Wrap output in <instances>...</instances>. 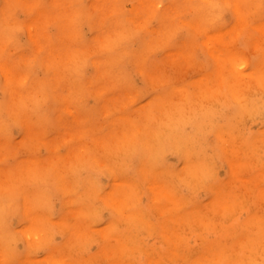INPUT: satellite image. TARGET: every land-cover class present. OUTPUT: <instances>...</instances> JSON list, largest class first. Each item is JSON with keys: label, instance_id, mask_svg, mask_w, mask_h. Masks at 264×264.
<instances>
[{"label": "rangeland", "instance_id": "obj_1", "mask_svg": "<svg viewBox=\"0 0 264 264\" xmlns=\"http://www.w3.org/2000/svg\"><path fill=\"white\" fill-rule=\"evenodd\" d=\"M14 1H17L18 3L20 2V5L16 4V2ZM35 2H36V7L34 8L32 6H35ZM38 3H37V0H0V38L8 42L7 48L4 51L3 56L0 57V105H2V108H0V121H3L5 125L4 138L0 140V153H2V155L7 158L4 164H0L1 166L0 167V183H5L6 185L5 184L4 185L7 186L8 184L13 185V184L19 183V181H23L25 185L26 183L31 182L30 184L28 183L27 184L28 186L26 187L24 183L22 184V186L25 187V189L23 188L22 189L27 194L30 192V194H28L30 200H32V198L34 199L32 200L34 202L31 201L33 203V204L31 203V205L34 207V208L32 207L33 211H31L27 215V217H25L26 221L29 222L33 226L39 227L41 229H47L49 233L50 231L51 233L52 232L59 233L55 237V240L57 241L56 244L44 243V246L40 252L36 254H32L31 256L27 255L25 257L24 256L21 257L20 259L23 261V264L24 262L25 264L26 263L32 264L33 261H34L33 264H36V262L41 263V262L46 261V260L43 261L44 259H47L46 262H49L48 264H53L54 259H57L56 261H59L60 262L59 264H68L69 262H71V264H85V263L103 264L105 262H106L105 264H115V263L118 264V262H115V261H120L119 264H127V263L150 264L151 261H152L151 264H155V263H158V264L160 263L161 264H166V263L168 264H178V263L179 264L181 263L191 264V262L199 260V259L202 260V258H204V260H207V261L209 260L210 262L219 260L222 258L223 259L239 258V259H244V260L255 258L258 260L259 259V255H258L259 247L258 246H259L261 236L262 234H264V219H263L264 215H262L264 214V204H263L264 203V168H263L264 167V151H263L264 150L263 149L264 148V120H261L259 117L256 118L257 120L259 118L258 121L256 119H248L246 116L242 115L244 112H242L241 109L245 111L244 109L246 108L245 107L246 105L243 104V102L245 101V100L243 101V99L245 97H247L246 100H248L247 104L251 105L252 103L254 106H260V105H264V96L263 97L260 96L259 92L258 93L251 92L250 94L248 89L243 88L244 86L249 84L245 82V78L244 77L236 78V76L233 74L240 72L244 66V62H243L244 57L239 55V53L244 52L245 57L248 56L247 55L248 53L250 56V57L248 56L250 58L249 60H251L253 63L259 62V61L264 62L263 61L264 57L261 58L262 55H264V51L263 52L261 51V49L264 48V36H263L264 32L262 33L261 30L259 31V28H258V27H264L262 25L264 24V21L261 20V16L264 14L257 12L252 17L251 27L247 28L248 30L246 28L244 29L241 28L242 33L240 31L241 33L240 34L238 31L241 30L240 27H242L241 26L242 24H245V21L241 18L237 10L229 9L227 12H225L223 19L228 22L225 26L220 25L218 23L215 27L213 28L211 27L207 29L208 31L201 32L196 25V24H199V20H200L198 15L196 14L180 15L179 14L180 10L183 8V5L180 2V0H177L175 4L166 6L167 11H165L163 15H161L160 12L154 13L155 11H154L153 0H146V1L145 0H134V2H128V0H104V1L103 0H38ZM14 4L16 5L14 6ZM29 5H32V6H29ZM10 6L12 7L11 10L9 8ZM26 6L27 7L29 6V8H26ZM30 8H31V11L32 9H34L33 12L29 11ZM176 14H179V15L176 16ZM148 15H151L150 16L151 18L150 17L147 18ZM49 16H51V18L54 17L53 19L55 18L56 19L47 20V18L51 19L49 18ZM240 18L242 19V21ZM181 20L182 21L184 20L183 22L184 24L181 23L182 22ZM189 21L191 22L192 26L196 25V27L194 26L192 28V26H190L191 24H189L190 23ZM240 22L241 23L243 22V23L241 24ZM236 24L238 25V27L240 24L238 31L236 30L239 33L237 38H235L237 36V33L235 32V30L233 29L231 30L232 25L234 27H237ZM182 25L184 26L182 27ZM229 27H231L230 30H228ZM243 27H245V25ZM215 28L216 30H214ZM219 28H221V30ZM173 29L174 31H171ZM232 31H234L235 33H233ZM250 31L253 35V38H252V35H250L251 34ZM227 32L228 33L232 32V33L228 34ZM167 33H169V35H167ZM219 33H221L220 34L221 38L223 36L222 41L221 40L218 41L217 39L219 36L218 35ZM225 34H226V37H225ZM227 34L231 35L232 37L228 36ZM233 34L234 35L236 34L235 37L233 36ZM249 35H250V38H248ZM258 36H259V39L262 38L260 40L261 42H257L259 41ZM230 37L233 40H237L235 41V43H238V44L235 47L239 50H237L236 48H232L231 45L234 43L233 41L230 43L231 45H229L231 47H229L228 45H224L230 41ZM255 37L257 38V40ZM219 39H220V36H219ZM164 40L168 44H166ZM202 40L203 42L207 43L208 46L205 43H203ZM223 40L225 41L227 40L226 43L220 44L221 42H224ZM213 41L214 43L218 41L217 45L220 44L219 47L223 46L221 50L217 45L214 44L215 47L217 46L219 48L221 53L217 47L216 48L214 47L215 48L214 50L216 51L210 50L211 49L210 46H212L211 43L213 44ZM259 43L261 44L258 47ZM197 45L198 47H195ZM251 46L252 48L253 47L254 48L251 49L250 51ZM100 47L102 48L100 49ZM206 47H208L209 51H212L213 53L219 52L217 53L218 56L214 53L217 56V58L212 52L211 53L214 56L211 54L210 56L209 55L210 52L207 51L208 49L206 50ZM225 47H227L226 50H228L229 52L225 50ZM194 48H197V49H194ZM212 49H213V46H212ZM231 49H235L239 51V52L236 51L238 55L234 53V56H233V52H235V50H231ZM99 50H102V51H99ZM177 50L179 51L180 55L178 54V52H176ZM241 50H243V52ZM224 51L228 52L229 55L227 53L228 59H224L222 61L223 57L226 58V52ZM230 51H233V52H230ZM143 52H144L143 54L144 56H142ZM187 52L189 54L191 53L190 55L193 56L192 62L194 61V64H192L191 60L189 59L185 60L187 57V54H186V57H183L184 54ZM223 52L224 54H222ZM174 53H175V56L179 55L178 56L179 59L177 58L174 59V56H173ZM230 53H232V55ZM189 54H188V57H189ZM219 54L221 55V57ZM191 56H190V59H191ZM232 56L234 59H232ZM144 57H146L147 59L146 58L144 59ZM172 57L175 61L172 60ZM214 57H215V60H213ZM168 60H170L171 62ZM180 60L182 61L179 62ZM96 61H99L100 63ZM201 61L202 63L201 64L199 63L201 67L199 65L198 68H201V69L204 68L203 73L200 72L196 74L197 72L196 65H198L197 63ZM220 61H222V63ZM166 62L167 64L169 63L171 66L169 64L167 65ZM175 63L177 64L179 63V64L175 65ZM182 64L184 66V67L182 66L183 68H185V66L186 68L190 66V69L192 70L188 69L190 71H187V69L185 70L181 69ZM239 64L241 65L239 66ZM155 65L157 67H155ZM174 65L179 68L173 67ZM202 65L205 67H203ZM216 67H219V69ZM201 69H199V71H201ZM6 71H8L9 75H4V74H8L6 73ZM12 72L14 73L12 74ZM54 72L56 73L54 74ZM148 72L149 74H147ZM181 72L182 73L185 72L186 74L183 73L182 75ZM205 72H206V75H205ZM209 72L210 73L212 72V73L210 74ZM153 73L155 76L152 75ZM171 74H173L174 76H172ZM174 77H175V80L176 79L178 80V78L181 79L178 81L176 80V83L178 82L177 85L175 83ZM184 77L186 78L188 77L189 79H186ZM12 78L14 79L15 83L13 82ZM17 78L18 80H16ZM156 78L158 79L155 80ZM161 78L164 80V82L166 80V82L164 83ZM194 78L196 79L197 82L192 80ZM6 79L9 80V82L10 80H12L14 84L12 82H10L9 84ZM237 79H240L242 81L237 80ZM150 80H153L152 81L153 83H151ZM189 80H192L194 82H191ZM199 80L201 81V84ZM236 80H237V83H236ZM20 81H22V83ZM156 81L159 86L155 83ZM256 81H259L258 78ZM16 82L17 83L20 82V83H18L17 85ZM161 82L163 84H161ZM6 83L7 85H5ZM167 83L171 85L169 86ZM218 83L220 85L222 83V86L217 85ZM227 83L230 85H228ZM239 83L240 85L241 84L244 85V86L241 85V89H244L245 91L240 89ZM256 83L251 82V84H256ZM156 85L158 88H156ZM160 85L162 86L166 85V86L162 87ZM200 85L201 87L203 86L205 88V89L203 87L201 88L202 91L204 89L203 93H201L202 91H200L201 90ZM5 86H8V87H5ZM11 86H13L14 88ZM246 88H249V86H247ZM193 89L196 90V92ZM198 90L200 91V93L197 92ZM239 91H241L242 95L244 94L246 96L243 95L244 97L242 101L237 104V103H234L237 101V98L235 97V95H237L238 97ZM164 92L165 93L167 92V93L165 94ZM193 92L195 94H193ZM236 92H238V94H234ZM161 94L164 96H162ZM199 94L200 96H198ZM133 95H134V98L138 97L136 101L132 98L135 103L132 102V100L130 101L131 99L130 97H133ZM167 95L168 96L170 95V96L167 98ZM233 95L235 98H233L234 100L232 101L231 98L233 97ZM252 95L254 96L256 95L257 97L255 96L254 98ZM162 97H165V99L164 98L163 100L160 99ZM185 97L186 99L184 101ZM171 98L172 100H174V102L170 101ZM209 98L211 101L209 100ZM126 99L132 102L131 105L130 103L128 104L130 106L126 104L128 106L127 109L126 107L124 108L125 102H123V100L125 101ZM150 99L152 100L150 101ZM240 99L238 98V102L240 101ZM128 100H126L127 103L129 102ZM164 100H168L166 101L168 105L164 103L165 102ZM259 100L261 102H259ZM118 101L120 105L116 104ZM161 101L163 103L162 105H165V108L169 107L168 108L169 110L166 109L167 110L166 113H164V107H162ZM169 101L173 104H170ZM150 102L152 103L148 105ZM184 102L185 103L187 102V103L185 104ZM176 103H181V104L183 103V105L180 104L179 106H177ZM113 104L115 106L116 105L118 106L115 107ZM239 104L241 105L240 107H239ZM175 106L177 109H179L180 106L181 108L177 110ZM119 107H121L122 109ZM104 108L105 110H107V112L104 110ZM123 108L127 111H124ZM144 108L146 109V112L144 111L145 110ZM147 108H149V110ZM172 108H174V110ZM108 111H112V112H108ZM162 111L164 114L162 113ZM105 112L106 114H103ZM107 113L108 114L113 113V114L108 115ZM13 114L14 115L17 114V115L14 116ZM130 114L132 117L130 116ZM174 114H177L176 118L175 116H173ZM134 115H135V118H134ZM147 115H150L148 116L149 117L148 119H147ZM155 116H157L156 117L157 119L155 118ZM128 117L134 118V121L132 122V119L130 120ZM242 117L244 120L246 119V121L245 123H244V120L242 121V127L238 129V131L240 130L239 131L240 134H237V131H234V129H237L238 125L241 124ZM165 118L167 119L166 121H164ZM81 120L83 121V123L85 122V124H83ZM123 120H125V122ZM128 120L129 122H126ZM235 120L237 121V123ZM251 120L253 121L251 122ZM121 121H122V124L120 125L119 123H121ZM131 122L132 123L137 122V124L134 125ZM138 122H142V123H138ZM97 123L101 126H99ZM130 123L134 125L133 128H130L132 126ZM126 124L129 127H127ZM142 124L144 126H142ZM156 124L157 125L159 124V125L157 126ZM140 125L141 127L139 128ZM153 126L155 127L157 126L158 128L157 127L155 128ZM172 126H175L176 128L175 127L173 128ZM101 127H102V130H101L102 132L99 131ZM111 127H114L113 130L111 129ZM137 129L139 130L141 129L140 130L141 132H139V130L137 131ZM152 129L153 131L154 130L160 131L161 135L159 136L158 134L159 132H157L156 135L154 133L155 137L156 136L158 137V138H155L153 135ZM73 130L74 131L77 130V131L74 132ZM110 130H111V133L108 132ZM131 130H133L131 133L132 135L133 133L134 135L136 133L135 136L137 140L135 137L133 138V136L129 133ZM37 131L38 132L40 131L42 135L39 134L40 132L38 133ZM58 132L59 133L61 132V134H58ZM117 133L119 134V136H121L120 139H122L121 141L119 140L116 141V144H118V146L120 145L119 146L120 149L122 147V145L120 144L122 143V141L124 144V140L126 143L134 139L133 141L135 145L134 144L132 145L133 141L132 143L131 141L129 142L131 143L129 144V146L127 143L124 144V147H122L123 150L121 149L122 152H120L122 155H120L119 153L120 149L117 147V145L116 146L114 145L115 140H116L115 137L117 136ZM125 133L128 136L130 135L129 136L130 139L129 137L122 138V135ZM242 133L243 135L244 134L246 135L243 136ZM103 134L107 136L105 137ZM109 134L111 135V137ZM112 135H115V136L113 137ZM77 136H78V139H77ZM79 136L81 137V139ZM138 137H140L141 139ZM226 137H229V138H226ZM54 138H55V141H54ZM103 138L105 139L106 142H104ZM238 138H240V140H238ZM71 140H75V142ZM79 140L82 142H79ZM91 140L95 142L93 143L95 144L97 148L100 147V146L98 147V145H101L100 144L101 143L100 140H101L102 141L101 147L103 145L105 146L104 149L102 148L103 152L102 151L99 152L100 148L98 150L93 145ZM111 140L112 142L113 141L114 142L113 143L110 142ZM69 141H71L72 145L70 144ZM149 141L152 143L148 144ZM153 141L159 142L160 146L162 147V152L159 149H154L152 147ZM224 141L226 143H224ZM65 142L67 143L65 144ZM96 142L97 144L98 143L99 144L96 145ZM137 142H139V145ZM107 144L109 145L107 146ZM87 145L88 147L89 146L92 147V148L89 147L90 152H88L87 148H84V146L87 147ZM150 145L152 149L149 147ZM231 145H233L232 149H231ZM106 146L109 148L106 149ZM115 147L117 148L113 152L112 150H114ZM146 147L148 148L146 149ZM198 147H200L201 149ZM219 147H221V149ZM234 147H237L238 149ZM76 148L78 149L76 150ZM128 148H130V151ZM227 148L229 150V153L228 151H226ZM68 150L70 152H68ZM78 150H80L81 152ZM117 150L119 154L117 153ZM128 151L130 152V154L126 155V153H129ZM209 151L213 153H210ZM223 151H225L226 153ZM231 151L233 152V154ZM73 152L75 154H72ZM82 153L86 154L87 156L86 155L85 156L87 159L89 158V160L84 159L85 156H83ZM112 153H114L115 155H113ZM97 154L101 158H98ZM72 155H75V156L77 155L78 157H80L79 161H77L78 159L77 156H76L77 158L76 157L73 158ZM152 155H153V158L150 157ZM81 156L83 157L84 160L81 158ZM211 156L212 158H210L209 160V157ZM231 156H232V159H231ZM68 157H69V161L71 162L72 160L73 162L74 161L79 162V164H77L76 162V164L79 167V168L76 167V170L77 171L79 170L78 172L75 170L76 174H75V171L73 170L75 169L74 166H77L76 164H74L75 162L73 163L74 165L70 163V164L63 166V164L67 162L69 163V161L67 160ZM45 158L47 161L45 160ZM54 158L55 160L57 159V161H54ZM91 159L93 160V162L94 161L95 162L93 163ZM106 159H107V162H106ZM31 160H32V163H31ZM143 160H144V163H141L143 162ZM153 160L159 161V163L155 167H152ZM214 160L217 163L214 162ZM52 161L54 163L51 164ZM63 161L65 162L63 163ZM85 162H86V165H85ZM110 162L112 164H109ZM210 162H212L213 164ZM40 163H43V164L40 165ZM48 163H50L51 166ZM218 163H220V165ZM16 164L18 166H16ZM31 164L32 166L34 165L35 167H32ZM44 164L46 166H44ZM47 164L53 170H51V168L48 170L45 169V167L47 168ZM91 164L93 167H91ZM95 164L99 166H96ZM183 164H186V165H183ZM214 164L216 165L218 164L217 166L219 167L217 168L219 169H215L216 165ZM79 165L82 167H80ZM204 165L206 166L205 168H204ZM23 166L25 168H23ZM41 166L43 167V170L45 169L47 172L44 170L45 172L44 173ZM94 166H96V168H94ZM198 166L199 167L201 166L200 167L201 169ZM100 167L103 169L105 168L104 171L100 170L101 169ZM9 168H11V170ZM20 168L21 169L23 168L25 170L22 169L23 172H21L22 170ZM29 168H30L31 173L29 171ZM31 168L32 170L37 169V171L36 172L35 170L32 171ZM54 168L56 169L54 170ZM82 168L83 170H80ZM59 169L62 170L63 173L65 172L64 169H66V173L63 174L62 171L60 172ZM67 169L70 170L69 172L70 174L67 172ZM178 169L179 171H176ZM49 170L51 171V173ZM113 170H115V172ZM52 171L54 173H52ZM109 171H110V174H109ZM11 172L14 176L11 174ZM28 172L29 174H27ZM37 172L38 174L41 172V174L38 175L36 174ZM57 172L59 173L60 176L58 175ZM138 172L140 174H138ZM180 172L184 175H182ZM200 172H202L203 176L200 174ZM113 173H114V176H113ZM119 173L121 174V176ZM42 174H43L44 180L41 178ZM73 174L75 176H73ZM29 175L31 178L28 179ZM35 175L39 179H37ZM163 175H164L165 184H163L164 182L163 177L162 178L160 177ZM22 176L24 177L22 178ZM118 176L119 178H121L123 182L118 178ZM16 177L18 178L16 179ZM204 177L205 179L206 177H208L207 179H209L211 183L206 179V182H208V184L204 183L203 185V183L200 182L201 181L200 178L203 180L202 182H205ZM210 177L214 178L215 180L213 179L211 180ZM55 178L57 179V181L55 180ZM94 178L96 179V181ZM125 178L126 180H128L126 181L127 183L125 182ZM134 179H135V182L133 181ZM174 179L175 180L177 179V180L175 181ZM77 180L80 182L79 185L77 183L78 182ZM138 180L140 181L138 182ZM5 181L6 182L8 181V182L6 183ZM115 181L116 183H114ZM132 181L133 183H131ZM167 181H170L169 182L170 186L168 185V183H166ZM242 181L246 183L244 182L242 183ZM117 182L121 184L116 185ZM158 182L159 184H157ZM172 182L174 185H172ZM259 182L263 184L260 183L259 185ZM32 183L33 185L31 186ZM153 183L155 184L154 188H158V189L153 188L154 186ZM247 183L248 185L246 186ZM101 184H103L104 186ZM60 185H61V188H60ZM136 185L137 187H140V188H137ZM148 185L150 186V188L152 187L151 190ZM193 185L196 187H194ZM222 185H224V187H222ZM197 186L198 188H201V190L196 189ZM213 186L215 187V189L213 188ZM96 187L101 190L100 191L101 194L100 193L97 194L98 192L96 191H99V190H97ZM115 187L116 189H114ZM252 187L254 189H252ZM66 188L67 190L64 192V189ZM127 188L129 190H127ZM175 188L177 189L175 190ZM61 189H63L62 190L63 193ZM69 190L71 192L72 190L74 191L70 193ZM170 190H172V192ZM166 191L167 193H165ZM139 192H141V195ZM168 192L172 193L173 196L172 194H169ZM43 194L44 196H42ZM75 194L76 195L79 194V195L76 196ZM96 194L98 196H96ZM256 195H257V198H256ZM45 196L51 199L52 204H54L57 209H60L61 204H63V208L55 213L46 212L45 209L49 207V200ZM156 196L162 197V198L161 197L159 198V201L160 199L162 200V203L160 202L161 203L160 206L159 205L157 206V204H159L158 203L159 201L155 200L157 199ZM74 197L75 199H73ZM260 197L263 200L260 199ZM104 200L106 202H104ZM112 201L117 202L118 204L121 203L119 205L121 210L119 209V206H117L118 204H114ZM191 201H192V204H191ZM244 201H246V203ZM260 201L262 204H260ZM89 202L90 204H88ZM98 202L99 203L101 202L104 205L106 211L105 210L102 212L98 211L97 210L98 207H96L97 209H95L94 206L98 205ZM152 202H155L156 204ZM37 203L40 204V206L41 205L43 206L40 207ZM69 204L70 206H68ZM78 204H80L81 206L79 205L78 207ZM107 205H109V207ZM182 205H184V207ZM193 205H195L196 207ZM122 206H125V207L128 206L130 207V209H126L128 207L121 208ZM180 206L181 208H179ZM124 209L126 210L124 211ZM219 209L222 211L221 213ZM115 211H116V214H115ZM155 211L159 213V216H157L158 214L156 215ZM139 213L143 215L141 216V214ZM47 214H50V215L47 216ZM79 214H80V217L78 216ZM68 215H69V218L67 217ZM97 215L98 217H96ZM121 215L124 217H122ZM148 215H150V217ZM231 215L233 217H231ZM51 216H53L52 219H50ZM76 216H77V219H76ZM81 217H83V219ZM88 217H90V219H86ZM44 219H46L45 220L46 222L44 221ZM49 219L50 221H48ZM66 219L67 221L68 220L69 221L67 222ZM95 219H96V222H95ZM142 219H144L145 221ZM222 219L224 220L223 223H222ZM36 220L37 222L35 223ZM113 220H114V223H113ZM225 220L229 222H226ZM137 221L138 223H136ZM97 222L99 224H97ZM182 222L183 224H181ZM57 223L61 227L63 225L65 230L67 229L66 233L64 232L65 230L63 229V227L62 228L58 227L59 225H57ZM115 223H117L118 225ZM225 223H227L228 225ZM107 224H109L110 226H108ZM148 224L151 225L152 228L149 227ZM196 224H198L199 226ZM49 225L50 226L52 225V226L49 227ZM114 226L118 229L117 232L112 231L109 234H107L109 230L111 231ZM97 228L98 230H96ZM226 228L227 230H225ZM18 230H19L18 218L16 216H9L7 220V226L4 230L6 239L9 243L12 244V246L15 249L23 250L25 247V243H27V240L25 242H15L12 240L13 234L15 233V231H18ZM126 230L129 232H127ZM131 230L134 232H132ZM148 233L149 235H147ZM29 234H31L33 238L39 235V233L37 234L35 232L33 233L28 232L27 235ZM35 234L36 236H33ZM98 234H101V235H98ZM143 234H146V235H143ZM177 238H180V239L178 240ZM80 239L84 243L83 242L81 243ZM87 239H88V242H87ZM181 239L183 241H181ZM168 240L171 242V245ZM70 241H71V244H70ZM126 241H127L128 246L126 247V249H123L126 246V244L125 246H121V247L120 245H124ZM68 243L71 246L66 247ZM73 243L74 245H76L74 249H73ZM169 245H170V248H169ZM173 246L177 247V249L179 250L181 249L182 252L180 251L179 253V250L177 251L176 248H174ZM131 248H137L139 249V251L136 252L134 256L126 254L127 251L129 252L128 249H131ZM119 249H121V252ZM112 251H114L115 254ZM173 251H174V254L178 253V254H175L178 258H175V255L172 254ZM207 251L211 255L207 253ZM163 252L164 254H162ZM227 253L229 256L227 255ZM237 253L239 254V256H236ZM80 254H85V256L82 255L80 258ZM110 254L112 255V257L110 256ZM119 254L122 255L120 256V259L118 256ZM171 255L174 256V259L172 258ZM105 256L107 257L104 258ZM183 256H184V259H183ZM42 257H46V258H42ZM108 257H111V260ZM130 257L132 258L130 259ZM60 258L64 262H62ZM107 258L109 259L108 261H106ZM112 258L114 259L115 263L112 262L113 261ZM166 259L168 260L165 263L164 261ZM178 259L179 261L180 260L181 261L179 262ZM93 261L94 263H92ZM122 261L124 262L122 263ZM157 261H160V262H157Z\"/></svg>", "mask_w": 264, "mask_h": 264}, {"label": "clouds", "instance_id": "obj_2", "mask_svg": "<svg viewBox=\"0 0 264 264\" xmlns=\"http://www.w3.org/2000/svg\"><path fill=\"white\" fill-rule=\"evenodd\" d=\"M128 2H134V0H128ZM177 0H153L154 11L160 12L161 15L167 11L166 6L175 4ZM183 8L180 10V15H191L196 14L199 16V24L197 25L200 31H207L208 28L215 27L218 23L220 25H226L228 22L223 19L225 12L229 9H235L239 12L241 18L245 21V28L251 27L252 17L260 12L264 14V0H180ZM261 20L264 21V15L261 16ZM7 43L2 38H0V57L3 56L4 51L7 48ZM264 51V48L261 49ZM244 57V66L239 73H236V78L244 77L245 82L249 83V92H259L261 96H264V62H255L247 59L244 53H240ZM258 77L259 84L258 87L251 84V81L256 80ZM245 99V111L243 116L248 119H256L259 117L264 120V105L254 106L247 104ZM2 108V105H0ZM243 117L241 119V124L238 125L237 134H240L238 129L242 127ZM5 125L3 121H0V140L4 138ZM152 147L154 149H159L162 152V147L158 141H153ZM7 158L0 153V164H4ZM159 161L153 160L152 166L155 167ZM21 181L19 183L5 186L0 183V264H23L20 259L23 256L32 255L40 252L44 246L47 244H56V235L59 233L52 232L49 233L46 229H41L39 227L31 225L26 221L25 217L33 211L30 198L28 194L22 189ZM98 211L106 210L102 203L97 205ZM63 208V204L60 205V209H57L54 204H52L51 199L49 200V207L45 209L46 212L55 213ZM9 216H16L18 218L19 230L16 231L12 240L15 242H25V247L23 250L15 249L11 243H9L5 236V228L7 226V220ZM118 229L114 226L112 231H117ZM29 231L39 233L38 236L33 238L28 236ZM100 235V234H98ZM259 259H219L215 261L207 260H196L191 262V264H264V234H262L259 242ZM75 245H73V249ZM139 249L131 248L128 254L134 256ZM255 251V250H253ZM236 256H239L237 253ZM41 264H48V262H41ZM71 264V262H69Z\"/></svg>", "mask_w": 264, "mask_h": 264}, {"label": "bare ground", "instance_id": "obj_3", "mask_svg": "<svg viewBox=\"0 0 264 264\" xmlns=\"http://www.w3.org/2000/svg\"><path fill=\"white\" fill-rule=\"evenodd\" d=\"M103 1H104V0H103ZM145 1H146V0H145ZM14 2H16V4H19V5H20V2H19V3H18L17 1H14ZM40 2H41V1H40ZM50 2H51V1H50ZM37 3H38V0H37ZM62 3H63V2H62ZM71 3H72V1H71ZM16 4H14V6H15ZM38 4H39V3H38ZM53 4H55V3H53ZM56 4H58V3H56ZM151 4H152V2H151ZM153 4H154V3H153ZM26 5H27V4H26ZM33 5H34V3H33ZM70 5H71V4H70ZM7 6H8V5H7ZM21 6H22V5H21ZM29 6H32V5H29ZM29 6H28V7L26 6V8H29ZM93 6H94V5H93ZM32 7H34V8L36 7V2H35V6H32ZM32 7H31V8H32ZM9 8H10V10H11L12 7L10 6ZM31 8H30V10H29V9H28V10L31 11ZM149 8H150V7H149ZM174 9H175V8H174ZM33 10H34V9H32L31 12H33ZM60 12H61V11H60ZM154 13H156V12H154ZM61 14H62V13H61ZM152 14H153V13H152ZM177 15H179V14H176V16H177ZM5 16H6V15H5ZM8 16H9V15H8ZM61 16H62V15H61ZM61 16H60V17H61ZM70 16H72V15H70ZM150 16H151V15H148L147 18L150 17ZM152 16H153V15H152ZM54 17H55V15H54ZM54 17H53V18H54ZM236 17H237V15H236ZM8 18H9V17H8ZM49 18H51V16H49ZM53 18H51V19H48V18H47V20H55V19H56V18H55V19H53ZM57 18H58V17H57ZM150 18H151V17H150ZM60 19H61V18H60ZM240 19H241V18H240ZM240 19H239V20H240ZM256 19H257V18H256ZM64 21H65V20H64ZM181 21H182V20H181ZM241 21H242V19H241ZM256 21H257V20H256ZM44 22H45V21H44ZM55 22H56V21H55ZM183 22H184V20H183L181 23L184 24ZM186 22H187V21H186ZM186 22H185V23H186ZM189 22H190V21H189ZM61 23H62V22H61ZM61 23H60V24H61ZM67 23H68V22H67ZM187 23H188V22H187ZM235 23H236V22H235ZM237 23H238V22H237ZM240 23H241V22H240ZM242 23H243V22H242ZM242 23H241V24H242ZM189 24H191V22H190ZM194 24H196V23H194ZM233 24H234V23H233ZM259 24H260V22H259ZM185 25H186V24H185ZM196 25H198V24H196ZM196 25H193V26H192V24H191L190 26H192V28H193L194 26L196 27ZM244 25H245V24H242V25H241L242 27H240V24H239L240 29H241V28L244 29V28H245V27H243ZM262 25L264 26V24H262ZM262 25H261V26H262ZM64 26H65V25H64ZM183 26H184V25H182V27H183ZM224 26H225V25H224ZM236 26H237V27H234V26L232 25V28L229 27V29H228V30H230V28H231V30H232V29L235 30V32L237 33V36H236V37H235L236 34H235V35L233 34V36H234L235 38L238 37V34L240 33V31H241V33H242V29L238 31V28H239V27H238L237 24H236ZM145 27H146V26H145ZM220 27H221V26H220ZM233 27H234L235 29H234ZM212 28H213V27H212ZM221 28H222V27H221ZM221 28H219V29L221 30ZM258 28H259V31L261 30L262 33L264 32V30H263L264 27H258ZM258 28H256V29H258ZM176 29H177V28H176ZM176 29H175V30H176ZM196 29H197V28H196ZM208 29H209V28H208ZM225 29H227V28H225ZM191 30H192V29H191ZM197 30H198V29H197ZM211 30H212V29H211ZM214 30H216V28H215ZM236 30H237L239 33H238ZM247 30H248V29H247ZM171 31H174V29L171 30ZM207 31H208V30H207ZM222 31H223V30H222ZM222 31H220V32H222ZM164 32H165V31H164ZM191 32H192V31H191ZM196 32H197V31H196ZM201 32H202V31H201ZM225 32H226V31H225ZM225 32H223V33H225ZM232 32L235 33L234 31H232ZM232 32H229V33H232ZM254 32H255V31H254ZM261 32H260V33H261ZM192 33H193V32H192ZM204 33H205V32H204ZM227 33H228V32H227ZM229 33H228V34H229ZM241 33H240V34H241ZM250 33H251V31H250ZM34 34H35V33H34ZM195 34H196V33H195ZM195 34H194V35H195ZM200 34H201V33H200ZM220 34H221V33L218 34V35L220 36V39H219V36L217 35V36H218V38H217L218 41H220V40L222 41V39H223V36H222V38H221V35H220ZM228 34H227V35H228ZM248 34H249V33H248ZM263 34H264V33H263ZM163 35H164V33H163ZM167 35H169V33H167ZM167 35H166V37H167ZM250 35H252V33H251ZM250 35H249L248 38H250ZM259 35H260V34H259ZM228 36H231V35H228ZM263 36H264V35H263ZM263 36H262V37H263ZM160 37H161V36H160ZM225 37H226V34H225ZM231 37H232V36H231ZM231 37H230V41H229V42L226 43L227 40H226V41L223 40L224 42H221L220 44H222V43H226V44H224V45H228V46H229V45H231L230 43L233 41L234 43H233L231 46H232V48H236L235 46H237L238 43H235V41H237V40H233V39H231ZM227 38H228V37H227ZM252 38H253V35H252ZM255 38H256V37H255ZM104 39H105V38H104ZM166 39H167V38H166ZM258 39H259V36H258ZM261 39H262V38H260L259 41H257V42H261V41H260ZM102 40H103V39H102ZM251 40H252V39H251ZM256 40H257V38H256ZM153 41H154V40H153ZM218 41H216V43H214V41H213V44L211 43V45L213 46V49H212V46H210V48H211L210 50H214L217 46H218V47L220 46V44L217 45ZM252 41H253V40H252ZM164 42H166V41L164 40ZM183 42H185V41H183ZM202 42H203V40H202ZM206 42H207V40H206ZM209 42H210V41H209ZM257 42H256V43H257ZM50 43H51V42H50ZM159 43H160V41H159ZM162 43H163V42H162ZM203 43H205V42H203ZM249 43H250V41H249ZM253 43H255V42H253ZM253 43H252V44H253ZM104 44H106V43H104ZM104 44H103V45H104ZM107 44H108V43H107ZM112 44H113V43H112ZM166 44H168V43L166 42ZM205 44L207 45V43H205ZM214 44L217 45V46L215 47ZM234 44H235V45H234ZM252 44H250V45H252ZM260 44H261V43L258 44V47H259ZM190 45H191V44H190ZM190 45H189V46H190ZM195 45H196V44H195ZM206 45H205V46H206ZM184 46H185V45H184ZM184 46H183V47H184ZM207 46H208V45H207ZM231 46H229V47H231ZM233 46H234V47H233ZM253 46H254V45H253ZM193 47H194V46H193ZM195 47H198V45L195 46ZM214 47H215V48H214ZM218 47H217V48H218ZM222 47H223V46H222ZM222 47H219V48L222 50ZM255 47H256V46H255ZM101 48H102V47H100V49H101ZM106 48H107V47H106ZM110 48H111V47H110ZM166 48H167V47H166ZM204 48H205V47H204ZM219 48H218V50H219ZM253 48H254V47H253ZM253 48H252V46H251L250 51H251V49H253ZM163 49H164V48H163ZM186 49H187V48H186ZM194 49H197V48H194ZM207 49H208V47H206V50H207ZM226 49H227V47H225V50H226ZM228 49H229V48H228ZM236 49H237V48H236ZM102 50H103V49H102ZM102 50H99V51H102ZM105 50H106V49H105ZM166 50H168V49H166ZM180 50H181V49H180ZM184 50H185V49H184ZM184 50H182V51H184ZM231 50H235V49H231ZM237 50H239V49H237ZM237 50H235V52H233V51H230V52H233V56H234V53H235L236 55H238V53H236ZM51 51H52V50H51ZM106 51H107V50H106ZM142 51H143V50H142ZM168 51H170V50H168ZM191 51H192V50H191ZM193 51H194V50H193ZM207 51H209V49H208ZM214 51H216V50H214ZM219 51H220V50H219ZM226 51H228V50H226ZM226 51H224V52H226ZM241 51L243 52V50H241ZM255 51H256V50H255ZM176 52H178V54H179V51H178V50H177ZM209 52H210L209 55H210V54L213 55V54L215 53V52L213 53L212 51H209ZM211 52H212L213 54H212ZM224 52H223L222 54H224ZM228 52H229V51H228ZM228 52H226V58L223 57V55H222V57H223V59L221 58L222 61H223L224 59H228V57H227V56L229 55ZM237 52H239V51H237ZM245 52H246V50H245ZM262 52H263V51H262ZM181 53H182V52H181ZM183 53H184V52H183ZM192 53H193V52H192ZM217 53H219V52H216V53H215V54L218 56ZM220 53H221V51H220ZM227 53H228V55H227ZM243 53H244V52H243ZM249 53H250V52H249ZM257 53H258V52H257ZM95 54H96V53H95ZM143 54H144V52L142 53V56H144ZM186 54H187V57H186ZM188 54H189L188 52L185 53L183 57H186L185 60H188V59H189V60H191V62H192V59H193L192 57H193V56H191V55H190L191 53H190V54H189V57H188ZM215 54H214V55H215ZM230 54L232 55V53H230ZM244 54H245V53H244ZM179 55H180V54H179ZM179 55L175 56V53H174V55H173V56H174V59H176V58L179 59V58H178ZM211 55H210V56H211ZM214 55H213V56H214ZM216 55H215V56H216ZM219 55H220V54H219ZM239 55H240V53H239ZM247 55L249 56L248 53H247ZM247 55H246V56H247ZM255 55H256V54H255ZM261 55H262V54H261ZM181 56H182V54H181ZM190 56H191V59H190ZM213 56H212V57H213ZM217 56H216V58H217ZM224 56H225V55H224ZM233 56H232V59H234ZM248 56H247L246 58L250 59V58H249L250 56H249V57H248ZM170 57H171V56H170ZM220 57H221V55H220ZM239 57H240V56H239ZM263 57H264V55H262L261 58H263ZM145 58H146V57H144V59H145ZM235 58H236V57H235ZM115 59H116V58H115ZM144 59H143V60H144ZM146 59H147V58H146ZM174 59H173V57H172V60H173V61H175ZM183 59H184V58H183ZM183 59H182V60H183ZM221 59H220V60H221ZM229 59H230V58H229ZM236 59H237V58H236ZM263 59H264V58H263ZM112 60H113V59H112ZM170 60H171V59H170ZM170 60H168V61H170ZM182 60H180L179 62H181ZM213 60H215V57H214ZM145 61H147V60H145ZM168 61H167V62H168ZM217 61H218V60H217ZM222 61H220V62L222 63ZM226 61H227V60H226ZM231 61H232V60H231ZM261 61H262V60H261ZM263 61H264V60H263ZM7 62H8V61H7ZM96 62H99V61H96ZM167 62H166V64H167ZM170 62H171V61H170ZM233 62H234V61H233ZM236 62H238V61H236ZM236 62H235V63H236ZM243 62H244V61H243ZM259 62H260V61H259ZM93 63H94V62H93ZM99 63H100V62H99ZM143 63H144V62H143ZM196 63H197V62H196ZM199 63L201 64L202 61L197 63V64H198V65H196L197 67L194 65V66L198 69V70L196 69L197 72L195 71L196 74H197V73H200V72L203 73V70H204L203 67H205V66L202 65V66H203V67H202L203 69L198 68V66L200 65ZM216 63H217V62H216ZM231 63H232V62H231ZM97 64H98V63H97ZM168 64H169V63H168ZM168 64H167V65H168ZM173 64H174V62H173ZM176 64H177V63H175V65H176ZM178 64H179V63H178ZM178 64H177V65H178ZM185 64H186V63H185ZM185 64H184V65H185ZM188 64H189V63H188ZM192 64H194V61L192 62ZM203 64H204V63H203ZM2 65H3V64H2ZM46 65H47V64H46ZM169 65H170V64H169ZM175 65H174L173 67L176 68L177 66H175ZM189 65H190V64H189ZM217 65H218V64H217ZM219 65H220V63H219ZM219 65H218V66H219ZM235 65H237V64H235ZM240 65H241V64H239V66H240ZM10 66H11V65H10ZM142 66H143V65H142ZM170 66H171V65H170ZM182 66H183V64L181 65V69H184V70L187 69V71L192 70V69H190V66H188L189 68H188V67L186 68V66H185V68H183L184 66H183V67H182ZM194 66H193V67H194ZM214 66H215V65H214ZM239 66H238V67H239ZM5 67H6V65H5ZM11 67H12V66H11ZM155 67H157V66L155 65ZM158 67H159V66H158ZM173 67H172V68H173ZM195 67H194V68H195ZM200 67H201V65H200ZM166 68H167V66H166ZM177 68H179V67H177ZM194 68H193V70H194ZM216 68L219 69V67H216ZM220 68H221V66H220ZM241 68H242V66H241ZM7 69H8V68H7ZM61 69H62V68H61ZM141 69H142V68H141ZM188 69H190V70H188ZM199 69H201V71H199ZM231 69H233V68H231ZM5 70H6V69H5ZM10 70H11V69H10ZM10 70H9V71H10ZM143 70H144V69H143ZM174 70H176V69H174ZM229 70H230V69H229ZM11 71H12V70H11ZM61 71H62V70H61ZM141 71H142V70H141ZM154 71H156V70H154ZM215 71H216V70H215ZM230 71H231V70H230ZM237 71H238V69H237ZM65 72H66V71H65ZM145 72H146V71H145ZM145 72H144V73H145ZM165 72H166V71H165ZM213 72H214V71H213ZM217 72H218V71H217ZM6 73H8V71H6ZM13 73H14V72H12V74H13ZM18 73H19V72H18ZM55 73H56V72H54V74H55ZM181 73H182V72H181ZM183 73H185V72H183ZM183 73H182V75H183ZM207 73H208V72H207ZM209 73H210V72H209ZM211 73H212V72H211ZM211 73H210V74H211ZM215 73H216V72H215ZM235 73H236V72H235ZM238 73H239V72H238ZM10 74H11V73H10ZM142 74H143V73H142ZM147 74H149V72H148ZM167 74H168V73H167ZM185 74H186V73H185ZM187 74H188V72H187ZM4 75H9V73H8V74H4ZM152 75H154V73H153ZM152 75H151V76H152ZM171 75L174 76L173 74H171ZM205 75H206V72H205ZM215 75H216V74H215ZM217 75H218V73H217ZM233 75H235V74H233ZM15 76H17V75H15ZM151 76H150V78H151ZM154 76H155V75H154ZM175 76H176V75H175ZM184 76H186V75H184ZM156 77H157V76H156ZM165 77H166V75H165ZM203 77H204V76H203ZM234 77H235V76H234ZM5 78H7V77H5ZM15 78H16V77H15ZM159 78H160V77H159ZM163 78H164V77H163ZM184 78H186V77H184ZM190 78H192V77H190ZM257 78H258V77H257ZM12 79H13V78H12ZM20 79H21V78H20ZM148 79H149V78H148ZM157 79H158V78H156L155 80H157ZM161 79H162V78H161ZM186 79H189V78L187 77ZM197 79H198V78H197ZM223 79H224V78H223ZM6 80H7V79H6ZM16 80H18V78H17ZM162 80H163V79H162ZM167 80H168V79H167ZM174 80H175V77H174ZM176 80H177V79H176ZM176 80H175V83H176ZM178 80H181V79L178 78ZM178 80H177V81H178ZM192 80L196 81L195 78L192 79ZM192 80H189V81L194 82V81H192ZM237 80H240V79H237ZM237 80H236V83H237ZM256 80H257V79H256ZM256 80H254V81H256ZM258 80H259V79H258ZM24 81H25V79H24ZM150 81H151V83H153V82H152L153 80H150ZM182 81H183V79H182ZM201 81H202V79H201ZM201 81L199 80L200 84H201ZM240 81H242V80H240ZM254 81H251V82H252V83H256V82L258 83V82H259V81H256V82H254ZM7 82L10 84V82H12V80H10V82H9V80H7ZM13 82H14V79H13ZM13 82H12V83H13ZM20 82L22 83V81H20ZM20 82H18V83H20ZM158 82H159V81H158ZM163 82H164V80H163ZM165 82H166V80H165ZM165 82H164V83H165ZM196 82H197V81H196ZM218 82H219V81H218ZM228 82H229V80H228ZM238 82H239V81H238ZM251 82H250V83H251ZM14 83H15V82H14ZM14 83H13V84H14ZM16 83H17V82H16ZM18 83H17V85H18ZM155 83L157 84V81H156ZM177 83H178V82H177ZM177 83H176V85H177ZM180 83H181V82H180ZM183 83H184V82H183ZM202 83H203V81H202ZM242 83H243V82H242ZM257 83H256V84H253V85H256V86H257V85L259 84V83H258V84H257ZM161 84H163V83L161 82ZM167 84H168V83H167ZM186 84H187V83H186ZM227 84H228V83H227ZM244 84H245V83H244ZM247 84H248V83H247ZM5 85H7V83H6ZM11 85H12V84H11ZM157 85H158V84H157ZM157 85H156V88H158ZM168 85L170 86L171 84H168ZM189 85H190V84H189ZM202 85H203V84H202ZM217 85H220V84L218 83ZM228 85H230V84H228ZM241 85L244 86L243 84H241ZM241 85H240V83H239L240 89H241ZM154 86H155V85H154ZM158 86H159V85H158ZM160 86H162V85H160ZM163 86H166V85H163ZM163 86H162V87H163ZM174 86H175V85H174ZM183 86H184V85H183ZM220 86H222V83H221ZM247 86H249V84L246 85V86H244L243 88H244V89H249V88H246ZM5 87H8V86H5ZM11 87H13V86H11ZM187 87H188V86H187ZM202 87H203V86H202ZM202 87H201V85H200V89H201ZM230 87H231V86H230ZM13 88H14V87H13ZM84 88H85V87H84ZM153 88H155V87H153ZM203 88H204V87H203ZM7 89H9V88H7ZM11 89H12V88H11ZM17 89H18V88H17ZM204 89H205V88H204ZM204 89H203V91H204ZM244 89H241V90H244ZM13 90H14V89H13ZM177 90H178V89H177ZM193 90H194V89H193ZM238 90H239V88H238ZM159 91H160V90H159ZM170 91H171V90H170ZM194 91L196 92V90H194ZM200 91H202V89H201ZM200 91L198 90L197 92L200 93ZM203 91H202L201 93H203ZM244 91H245V90H244ZM152 92H153V91H152ZM171 92H172V91H171ZM184 92H185V91H184ZM190 92H191V91H190ZM246 92H248V91H246ZM164 93H165V92H164ZM166 93H167V92H166ZM166 93H165V94H166ZM240 93H241V91H239V94H238V92L234 93V94H238V97H237V95H235V97L237 98V101L235 100L236 102H234V103H237V104L240 103V102L242 101L243 97L246 96V95H244V94H243V95H244V96H243L242 93H241V94H240ZM257 93H258V92H257ZM136 94H137V93H136ZM158 94H159V93H158ZM193 94H195V93L193 92ZM208 94H209V93H208ZM250 94H251V92H250ZM101 95H102V94H101ZM134 95H135V94H134ZM134 95H133V97H130V98H131L130 101L132 100V102H134V100L136 101L137 98H138V97H137V98L135 97V98H136V99H135V98H134ZM161 95H162V94H161ZM170 95H171V94H170ZM170 95H169V96H170ZM204 95H205V94H204ZM239 95H241V96H239ZM248 95H249V94H248ZM256 95H257V94H256ZM256 95H255V96H256ZM105 96H106V95H105ZM162 96H164V95H162ZM169 96L167 95V98H168ZM188 96H189V94H188ZM195 96H197V95H195ZM198 96H200V94H199ZM202 96H203V95H202ZM252 96L255 98L254 95H252ZM252 96H251V97H252ZM260 96H261V95H260ZM183 97H184V96H183ZM235 97H234V95H233V97L231 98L232 101L234 100L233 98H235ZM256 97H257V96H256ZM262 97H263V96H262ZM21 98H23V97H21ZM132 98H133L134 100H133ZM151 98H152V97H151ZM153 98H154V97H153ZM163 98L165 99V97H162V98H160V99L163 100ZM187 98H189V97H187ZM197 98H198V97H197ZM219 98H220V97H219ZM238 98H239V99L241 98L239 102H238ZM246 98H247V97H246ZM258 98H259V97H258ZM106 99H107V98H106ZM106 99H104V100H106ZM185 99H186V97L184 98V101H185ZM195 99H196V97H195ZM206 99H207V98H206ZM206 99H205V101H206ZM231 99H230V100H231ZM107 100H108V99H107ZM126 100H128V99H126ZM126 100H125V101L123 100V102H125V106H124V108L126 107V109H127V107L130 106V105L132 104V102H130V101L128 100L129 102L127 103ZM151 100H152V99H150V101H151ZM168 100H169V99H168ZM168 100H164V101H165L164 103H166V101H168ZM203 100H204V98H203ZM209 100H210V98H209ZM244 100H245V99H243V101H244ZM249 100H250V99H249ZM156 101H158V100H156ZM170 101H173V102H174V100H172V98H171ZM170 101H169V102H170ZM190 101H191V100H190ZM210 101H211V100H210ZM247 101H248V100H247ZM169 102H168V103H169ZM203 102H204V101H203ZM254 102H255V101H254ZM254 102H253V103H254ZM259 102H261V101L259 100ZM105 103H106V102H105ZM129 103H130V105H128ZM134 103H135V102H134ZM151 103H152V102H150L148 105H150ZM159 103H160V101H159ZM159 103H157V104H159ZM184 103H185V102H184ZM186 103H187V102H186ZM186 103H185V104H186ZM200 103H202V102H200ZM205 103H206V102H205ZM214 103H216V102H214ZM110 104H111V102H110ZM110 104H109V105H110ZM116 104H119V101H118ZM121 104H122V102H121ZM126 104H127L128 106H127ZM162 104H163V103H162V101H161V105H162ZM170 104H173V103L170 102ZM176 104H177V106H179L181 103H176ZM188 104H189V103H188ZM191 104H192V103H191ZM211 104H212V103H211ZM243 104H245V101L243 102ZM104 105H105V104H104ZM113 105H114V104H113ZM119 105H120V104H119ZM133 105H134V104H133ZM133 105H132V106H133ZM166 105H168V104L166 103ZM181 105H183V103H182ZM225 105H226V104H225ZM251 105H253V104L251 103ZM106 106H107V105H106ZM114 106H115V105H114ZM116 106H118V105H116ZM116 106H115V107H116ZM173 106H174V105H173ZM192 106H193V105H192ZM214 106H215V105H214ZM227 106H228V105H227ZM229 106H230V105H229ZM240 106H241V105L239 104V107H240ZM112 107H113V106H112ZM112 107H111V108H112ZM121 107H122V105H121ZM121 107H119V108H121ZM162 107H164V113H166V111L169 110V109H168L169 107L166 106L167 108H165V105H162ZM171 107H172V106H171ZM199 107H200V106H199ZM242 107H243V106H242ZM245 107H246V106H245ZM105 108H107V107H105ZM105 108H104V110H105ZM108 108H110V107H108ZM124 108H123V109H124ZM160 108H161V107H160ZM175 108H176V106H175ZM180 108H181V106L179 107V109H180ZM210 108H211V107H210ZM224 108H225V107H224ZM121 109H122V108H121ZM144 109H145V108H144ZM147 109L149 110V108H147ZM155 109H156V108H155ZM166 109H167V110H166ZM172 109L174 110V108H172ZM172 109H170V110H172ZM176 109H177V108H176ZM179 109H177V110H179ZM225 109H226V108H225ZM240 109H241V108H240ZM131 110H132V109H131ZM131 110H129V111H131ZM133 110H134V109H133ZM156 110H157V109H156ZM156 110H155V111H156ZM244 110H245V109H244ZM105 111L107 112V110H105ZM124 111H127V110L124 109ZM144 111L146 112V109H145ZM150 111H151V110H150ZM153 111H154V109H153ZM160 111H161V110H160ZM241 111L244 112L242 109H241ZM103 112H104V111H103ZM106 112L103 113V114H106ZM108 112H112V111H108ZM136 112H137V111H136ZM115 113H116V112H115ZM128 113H129V112H128ZM143 113H144V112H143ZM162 113H163V111H162ZM164 113H163V114H164ZM171 113H172V112H171ZM173 113H174V112H173ZM175 113H177V112H175ZM6 114H7V113H6ZM107 114H108V113H107ZM109 114H113V113H109ZM109 114H108V115H109ZM117 114H118V113H117ZM117 114H116V115H117ZM136 114H138V113H136ZM136 114H135V115H136ZM141 114H142V113H141ZM147 114H148V113H147ZM159 114H160V113H159ZM186 114H187V113H186ZM13 115H14V114H13ZM16 115H17V114H16ZM16 115H14V116H16ZM108 115H107V116H108ZM124 115H125V114H124ZM135 115H134V118H135ZM153 115H154V114H153ZM176 115H177V114H174L173 116H175V118H176ZM178 115H179V114H178ZM242 115H243V114H242ZM60 116H61V115H60ZM126 116H127V115H126ZM130 116H131V114H130ZM148 116H150V115H147V119L149 118ZM169 116H170V115H169ZM169 116H168V117H169ZM173 116H172V117H173ZM183 116H184V115H183ZM112 117H113V116H112ZM119 117H120V116H119ZM131 117H132V116H131ZM136 117H137V116H136ZM156 117H157V116H155V118H156ZM128 118H129V117H128ZM128 118H127V119H128ZM134 118H129V119H130V120L132 119V122H133V121H134ZM155 118H154V119H155ZM175 118H174V119H175ZM181 118H182V117H181ZM185 118H186V117H185ZM188 118H189V117H188ZM188 118H187V119H188ZM224 118H225V117H224ZM108 119H109V118H108ZM114 119H115V118H114ZM120 119H121V118H120ZM124 119H125V118H124ZM147 119H146V120H147ZM156 119H157V118H156ZM191 119H192V118H191ZM226 119H227V118H226ZM239 119H240V118H239ZM87 120H88V119H87ZM87 120H86V121H87ZM111 120H112V119H111ZM121 120H122V119H121ZM166 120H167V119L165 118L164 121H166ZM175 120H176V119H175ZM188 120H189V119H188ZM243 120H244V119H243ZM256 120H257V119H256ZM258 120H259V118H258ZM258 120H257V121H258ZM74 121H75V120H74ZM81 121H82V120H81ZM81 121H80V122H81ZM109 121H110V120H109ZM118 121H120V120H118ZM123 121L125 122V120H123ZM148 121H150V120H148ZM160 121H161V120H160ZM162 121H163V119H162ZM185 121H186V120H185ZM235 121H236V120H235ZM245 121H246V119L244 120V123H245ZM252 121H253V120H251V122H252ZM257 121H256V122H257ZM110 122H111V121H110ZM113 122H114V121H113ZM113 122H112V124H113ZM126 122H129V120L126 121ZM132 122H131V123H132ZM145 122H146V121H145ZM233 122H234V121H233ZM82 123H83V121H82ZM105 123H106V121H105ZM131 123H130V124H131ZM138 123H142V122H138ZM143 123H144V122H143ZM155 123H156V122H155ZM168 123H169V121H168ZM168 123H167V125H168ZM228 123H229V122H228ZM236 123H237V121H236ZM259 123H260V122H259ZM80 124H81V123H80ZM83 124H85V122H84ZM97 124H98V123H97ZM119 124L121 125V124H122V121H121V123H119ZM132 124L135 125V124H137V122H136V123H132ZM132 124H131V125H132ZM98 125H99V124H98ZM126 125H127V124H126ZM134 125H132L130 128H133ZM151 125H152V124H151ZM156 125H157V124H156ZM158 125H159V124H158ZM158 125H157V126H158ZM164 125H165V123H164ZM172 125H173V124H172ZM258 125H259V124H258ZM88 126H89V125H88ZM99 126H101V125H99ZM102 126H103V125H102ZM142 126H144V125L142 124ZM157 126H156V127H157ZM162 126H163V125H162ZM169 126H170V125H169ZM95 127H96V126H95ZM109 127H110V125H109ZM127 127H129V126L127 125ZM140 127H141V125L139 126V128H140ZM153 127H155V126H153ZM156 127H155V128H156ZM166 127H168V126H166ZM172 127L174 128L175 126H172ZM40 128H41V127H40ZM61 128H62V127H61ZM63 128H64V127H63ZM66 128H67V127H66ZM69 128H70V127H69ZM113 128H114V127H111L112 130H113ZM116 128H117V127H116ZM116 128H115V130H116ZM135 128H137V127H135ZM151 128H152V126H151ZM151 128H150V130H151ZM157 128H158V127H157ZM169 128H170V127H169ZM173 128H172V129H173ZM175 128H176V127H175ZM216 128H217V127H216ZM43 129H44V128H43ZM109 129H110V128H109ZM141 129H142V128H141ZM141 129H140V130H141ZM160 129H161V127H160ZM167 129H168V128H167ZM189 129H190V128H189ZM251 129H252V128H251ZM101 130H102V127H101V129H100L99 131H101ZM138 130H139V129H137V131H138ZM140 130H139V132H141ZM150 130H149V131H150ZM164 130H165V129H164ZM168 130H169V129H168ZM192 130H193V129H192ZM73 131H74V130H73ZM75 131H77V130H75ZM75 131H74V132H75ZM94 131H95V130H94ZM132 131H133V130H131L130 132L128 131V132L131 134ZM154 131H156V132H154ZM154 131H153V129H152L153 135H154V133H155V135H156L157 132H159V133H158L159 136L161 135V134H160V131H157V130H154ZM239 131H240V130H239ZM241 131H242V130H241ZM37 132H38V131H37ZM39 132H40V131H39ZM39 132H38V133H39ZM50 132H51V131H50ZM101 132H102V131H101ZM108 132L111 133V130L108 131ZM114 132H115V131H114ZM114 132H113V133H114ZM116 132H118V131H116ZM139 132H138V133H139ZM145 132H146V131H145ZM152 132H151V133H152ZM161 132H162V131H161ZM163 132H164V131H163ZM165 132H166V131H165ZM232 132H233V131H232ZM249 132H250V131H249ZM96 133H97V132H96ZM129 133H128V134H129ZM235 133H236V132H235ZM243 133H245V132H243ZM243 133H242V135H243ZM39 134H41V132H40ZM58 134H61V132H60V133L58 132ZM105 134H106V133H105ZM261 134H262V133H261ZM41 135H42V134H41ZM103 135H104V134H103ZM109 135H110V134H109ZM121 135H122V134H121ZM124 135H125V136H124ZM131 135H132V134H131ZM135 135H136V133H135ZM135 135H134V133H133V135H132L133 138H134V137L136 138ZM155 135H154V137H155ZM165 135H166V133H165ZM233 135H234V134H233ZM244 135H246V134H244ZM244 135H243V136H244ZM247 135H248V134H247ZM104 136L106 137L107 135H104ZM112 136L114 137L115 135H112ZM117 136H118V137H117ZM117 136L115 137L116 140H115V144H114V145H115V146L117 145V147L120 149V147H119L120 145L118 146V144H116V141H117V140L121 141L122 139H120L121 136H119L118 133H117ZM129 136H130V135H129ZM129 136L126 135V133H125V134L122 135V138H126V137L128 138ZM220 136H221V135H220ZM38 137H39V136H38ZM38 137H37V138H38ZM79 137H80V136H79ZM105 137H104V138H105ZM110 137H111V135H110ZM110 137H109V138H110ZM147 137H148V135H147ZM164 137H165V136H164ZM171 137H173V136H171ZM176 137H177V136H176ZM200 137H201V136H200ZM200 137H199V138H200ZM222 137H223V136H222ZM104 138H103V139H104ZM117 138H119V139H117ZM138 138H140V137H138ZM150 138H151V137H150ZM155 138H158V137L156 136ZM201 138H202V137H201ZM226 138H229V137H226ZM241 138H242V137H241ZM252 138H253V137H252ZM77 139H78V136H77ZM80 139H81V137H80ZM106 139H107V138H106ZM129 139H130V137H129ZM140 139H141V138H140ZM164 139H165V138H164ZM217 139H218V138H217ZM94 140H95V139H94ZM101 140H102V139H101ZM101 140H100V142H101L100 144L102 145V141H101ZM107 140H108V139H107ZM109 140H110V139H109ZM133 140H134V139H132V141H133ZM136 140H137V138H136ZM170 140H171V139H170ZM172 140H173V138H172ZM172 140H171V141H172ZM234 140H236V139H234ZM238 140H240V138H238ZM54 141H55V138H54ZM71 141L75 142V140H71ZM71 141H69L70 144H71ZM91 141H92V143L94 142L93 140H91ZM119 141H118V142H119ZM127 141H128V140H127ZM130 141H131V140H130ZM130 141L126 142V143L128 144V146H129V144L132 143V141H131V143H129ZM163 141H165V140H163ZM167 141H169V140H167ZM231 141H232V140H231ZM243 141H244V140H243ZM79 142H82V141L79 140ZM104 142H106L105 139H104ZM110 142H112V140H111ZM110 142H108V143H110ZM113 142H114V141H113ZM113 142H112V143H113ZM135 142H136V141H135ZM139 142H140V141H139ZM139 142H137L138 145H139ZM143 142H144V141H143ZM161 142H162V141H161ZM221 142H222V141H221ZM256 142H257V141H256ZM262 142H263V141H262ZM66 143H67V142H65V144H66ZM89 143H91V142H89ZM89 143H88V144H89ZM94 143H95V142H94ZM94 143H93V145L95 146ZM119 143H120V142H119ZM126 143H125V140H124V144H126ZM150 143H152V142L149 141L148 144H150ZM163 143H164V142H163ZM177 143H178V142H177ZM194 143H195V142H194ZM224 143H226V142L224 141ZM229 143H230V142H229ZM254 143H255V142H254ZM257 143H258V142H257ZM52 144H54V143H52ZM68 144H69V143H68ZM70 144H69V145H70ZM84 144H85V143H84ZM98 144H99V143H98ZM98 144H97V142H96V145H98ZM120 144L122 145V147H124L123 141H122V143H120ZM133 144H134V141H133L132 145H133ZM142 144H143V143H142ZM166 144H167V143H166ZM230 144H231V143H230ZM4 145H5V144H4ZM49 145H50V144H49ZM71 145H72V144H71ZM101 145H98V147L100 146V147H99L100 150H99V148H97V147L95 146V147L99 150V152L102 151V148H103V149L105 148L104 145H103L102 147H101ZM105 145H106V143H105ZM108 145H109V144H107V146H108ZM110 145H111V144H110ZM114 145H112V146H114ZM134 145H135V144H134ZM140 145H141V143H140ZM222 145H223V144H222ZM242 145H244V144H242ZM253 145H254V144H253ZM94 146H93V148H94ZM107 146H106V149L109 148V147H107ZM130 146H131V145H130ZM147 146H148V145H147ZM194 146H195V145H194ZM226 146H227V145H226ZM232 146H233V145H231V149H232ZM43 147H44V146H43ZM50 147H51V146H50ZM54 147H55V146H54ZM89 147H90V146H89ZM89 147H88V145H87V147L84 146V148H87L88 152H90ZM117 147H115L114 150H112V151L114 152L115 149H116ZM122 147H121V149H122ZM125 147H126V146H125ZM141 147H142V146H141ZM149 147L151 148V145H150ZM189 147H190V146H189ZM192 147H193V146H192ZM195 147H196V146H195ZM201 147H202V146H201ZM237 147H238V146H237ZM237 147H234V148H237ZM248 147H250V146H248ZM90 148H92V147H90ZM112 148H113V147H112ZM112 148H111V149H112ZM130 148H131V147H130ZM130 148H128L129 151H130ZM133 148H134V147H133ZM135 148H136V147H135ZM147 148H148V147H146V149H147ZM150 148H149V150H150ZM198 148H200V147H198ZM219 148L221 149V147H219ZM223 148H224V147H223ZM244 148H245V147H244ZM68 149H69V147H68ZM73 149H74V148H73ZM73 149H72V150H73ZM77 149H78V148H76V150H77ZM121 149H120L119 153L122 152L123 149H122V150H121ZM151 149H152V148H151ZM200 149H201V148H200ZM237 149H238V148H237ZM263 149H264V148H263ZM52 150H53V149H52ZM56 150H57V149H56ZM70 150H71V149H70ZM124 150H125V149H124ZM132 150H133V149H132ZM53 151H54V150H53ZM78 151H80V150H78ZM85 151H86V150H85ZM85 151H84V152H85ZM110 151H111V150H110ZM129 151H128V152H129ZM184 151H186V150H184ZM226 151H228V153H229L228 148H227ZM263 151H264V150H263ZM68 152H70V151L68 150ZM80 152H81V151H80ZM86 152H87V151H86ZM86 152H85V153H86ZM92 152H93V151H92ZM94 152H95V151H94ZM102 152H103V151H102ZM105 152H106V150H105ZM108 152H109V151H108ZM132 152H133V151H132ZM175 152H176V151H175ZM209 152H210V151H209ZM223 152H225V151H223ZM231 152H232V151H231ZM242 152H243V151H242ZM39 153H40V152H39ZM51 153H53V152H51ZM117 153H118V150H117ZM117 153H116V154H117ZM119 153H118V154H119ZM176 153H177V152H176ZM210 153H213V152H210ZM215 153H216V152H215ZM217 153H218V152H217ZM225 153H226V152H225ZM54 154H55V152H54ZM72 154H75V153L73 152ZM78 154H79V153H78ZM78 154H77V155H78ZM82 154H83V156H85L87 153H86V154L82 153ZM95 154H96V153H95ZM112 154L115 155L114 153H112ZM127 154H130V152H129V153H126V155H127ZM177 154H178V153H177ZM182 154H183V153H182ZM182 154H181V156H182ZM193 154H194V153H193ZM201 154H202V153H201ZM232 154H233V152H232ZM232 154H230V155H232ZM239 154H240V153H239ZM14 155H15V154H14ZM77 155H76V156H77ZM97 155H98V154H97ZM100 155H101V154H100ZM113 155H112V156H113ZM120 155H122V154L120 153ZM141 155H142V153H141ZM207 155H208V154H207ZM209 155H210V154H209ZM216 155H217V154H216ZM216 155H215V156H216ZM228 155H229V154H228ZM254 155H255V154H254ZM53 156H54V155H53ZM76 156H75V155H72L73 158H75ZM86 156H87V155H86ZM86 156L84 157V159H87ZM117 156H118V155H117ZM123 156H125V155H123ZM144 156H145V154H144ZM189 156H190V154H189ZM192 156H193V155H192ZM212 156H213V155H212ZM212 156L209 157V160H210V158H212ZM8 157H9V155H8ZM31 157H32V156H31ZM49 157H50V156H49ZM70 157H71V156H70ZM77 157H78V156H77ZM77 157H76V158H77ZM106 157H107V156H106ZM118 157H119V156H118ZM120 157H122V156H120ZM150 157L153 158V155L150 156ZM161 157H162V156H161ZM161 157H160V158H161ZM205 157H206V156H205ZM226 157H227V156H226ZM229 157H230V156H229ZM16 158H17V157H16ZM32 158H33V157H32ZM47 158H48V157H47ZM79 158H80V157H78L77 161H79ZM81 158L83 159L82 156H81ZM98 158H101V157H99V155H98ZM104 158H105V157H104ZM146 158H147V157H146ZM164 158H165V157H164ZM179 158H180V157H179ZM191 158H192V157H191ZM193 158H194V157H193ZM213 158H214V157H213ZM220 158H221V157H220ZM260 158H261V156H260ZM262 158H263V157H262ZM43 159H44V158H43ZM49 159H50V158H49ZM59 159H60V158H59ZM70 159H72V158H70ZM84 159H83V160H84ZM102 159H103V158H102ZM116 159H117V158H116ZM188 159H189V158H188ZM194 159H195V158H194ZM194 159H193V160H194ZM207 159H208V158H207ZM231 159H232V156H231ZM45 160H46V158H45ZM50 160H51V159H50ZM67 160L69 161V157H68ZM67 160H65V161H67ZM75 160H76V159H75ZM83 160H82V161H83ZM87 160H89V158H88ZM91 160H92V159H91ZM110 160H111V159H110ZM122 160H123V159H122ZM189 160H190V159H189ZM261 160H263V159H261ZM20 161H21V160H20ZM33 161H34V159H33ZM46 161H47V160H46ZM54 161H57V159L55 160V158H54ZM65 161H63V163H64ZM77 161H74L75 163L73 162V160H72V162L69 161V163L67 162V163L63 164V166H65V165H67V164H70V163H72V164H73V163L76 164ZM100 161H101V159H100ZM148 161H149V160H148ZM196 161H197V160H196ZM211 161H213V160H211ZM227 161H228V160H227ZM41 162H42V160H41ZM90 162H91V161H90ZM92 162H93V160H92ZM94 162H95V161H94ZM94 162H93V163H94ZM98 162H99V161H98ZM98 162H96V163H98ZM103 162H104V161H103ZM103 162H102V163H103ZM106 162H107V159H106ZM106 162H105V164H106ZM184 162H185V161H184ZM187 162H188V161H187ZM190 162H191V161H190ZM201 162H202V161H201ZM214 162H216V161L214 160ZM254 162H255V161H254ZM254 162H252V163H254ZM258 162H259V161H258ZM22 163H23V162H22ZM22 163H21V164H22ZM31 163H32V160H31ZM35 163H36V161H35ZM43 163H44V162H43ZM43 163H40V165H42ZM52 163H54V162L52 161L51 164H52ZM55 163H56V162H55ZM81 163H82V162H81ZM122 163H124V162H122ZM127 163H128V161H127ZM141 163H144V160H143V162H141ZM204 163H205V162H204ZM210 163H212V162H210ZM216 163H217V162H216ZM223 163H224V162H223ZM252 163H251V164H252ZM256 163H257V162H256ZM14 164H15V163H14ZM33 164H34V163H33ZM37 164H38V163H37ZM45 164H46V163H45ZM45 164H44V166H46ZM48 164L50 165V163H48ZM48 164H47V168L45 167V169H47V170L51 168V167L48 166ZM72 164H71V165H72ZM74 164H73V165H74ZM77 164H79V162H77ZM77 164H76V165H77ZM100 164H101V163H100ZM103 164H104V163H103ZM109 164H112V163L110 162ZM125 164H126V163H125ZM148 164H149V163H148ZM212 164H213V163H212ZM218 164L220 165V163H218ZM218 164H217V165H218ZM247 164H248V163H247ZM56 165H58V164H56ZM85 165H86V162H85ZM93 165H94V164H93ZM95 165H96V164H95ZM120 165H121V164H120ZM149 165H150V164H149ZM149 165H147V166H149ZM183 165H186V164H183ZM188 165H189V164H188ZM190 165H191V164H190ZM206 165H207V164H206ZM214 165H216V164H214ZM214 165H213V166H214ZM217 165L215 166V169H219V168H217V167H219V166H217ZM224 165H225V164H224ZM226 165H227V164H226ZM16 166H18V165L16 164ZM27 166H28V164H27ZM29 166H30V165H29ZM31 166H32V164H31ZM31 166H30V167H31ZM50 166H51V165H50ZM79 166H80V165H79ZM88 166H90V165H88ZM96 166H99V165H96ZM96 166H94V168H96ZM100 166H101V165H100ZM102 166H103V165H102ZM106 166H107V165H106ZM133 166H134V165H133ZM222 166H223V165H222ZM0 167H1V166H0ZM32 167H35V166L33 165ZM76 167L79 168L78 165H77V166H74V168H75V169H73L74 171L76 170ZM80 167H82V166H80ZM91 167H93L92 164H91ZM103 167H104V166H103ZM108 167H109V166H108ZM112 167H113V166H112ZM121 167H122V166H121ZM152 167H153V166H152ZM160 167H161V166H160ZM185 167H186V166H185ZM198 167H199V166H198ZM200 167H201V166H200ZM200 167H199V168H200ZM205 167H206V166L204 165V168H205ZM23 168H25V167L23 166ZM23 168H22V169H23ZM41 168H42V170H43V167H42V166H41ZM58 168H60V167H58ZM68 168H69V167H68ZM72 168H73V166H72ZM85 168H86V167H85ZM100 168H101V167H100ZM135 168H136V167H135ZM141 168H142V167H141ZM166 168H167V167H166ZM178 168H179V167H178ZM181 168H182V167H181ZM193 168H194V167H193ZM213 168H214V167H213ZM263 168H264V167H263ZM9 169L11 170V168H9ZM9 169H8V170H9ZM14 169H16V168H14ZM20 169H21V168H20ZM20 169H19V170H20ZM22 169H21V170H22ZM38 169H39V168H38ZM45 169H44V170H45ZM55 169H56V168H54V170H55ZM104 169H105V168H104ZM104 169L101 168L100 170L104 171ZM110 169H111V168H110ZM112 169H113V168H112ZM114 169H116V168H114ZM125 169H126V168H125ZM153 169H154V168H153ZM168 169H169V168H168ZM179 169H180V168H179ZM179 169L176 170V171H179ZM200 169H201V168H200ZM23 170H25V169H23ZM23 170H22L21 172H23ZM31 170H32V168H31ZM34 170H35V169H33L32 171H34ZM40 170H41V169H40ZM44 170H43V172H44ZM51 170H53V169L51 168ZM59 170H60V169H59ZM59 170H58V171H59ZM70 170H71V168H70ZM70 170L67 169V172L69 173ZM73 170H72V171H73ZM80 170H83V168L80 169ZM86 170H87V169H86ZM89 170H90V169H89ZM93 170H94V169H93ZM107 170H108V169H107ZM192 170H193V169H192ZM198 170H199V169H198ZM204 170H205V169H204ZM235 170H236V169H235ZM235 170H234V171H235ZM237 170H238V169H237ZM244 170H246V169H244ZM248 170H249V169H248ZM251 170H252V169H251ZM27 171H28V170H27ZM27 171H25V172H27ZM29 171H30V168H29ZM36 171H37V169L35 170V172H36ZM45 171H46V170H45ZM49 171H50V170H49ZM61 171H62V170H60V172H61ZM64 171H65L64 173H66V169H64ZM72 171H71V173H72ZM76 171H77V170H76ZM76 171H75V174H76ZM78 171H79V170H78ZM78 171H77V172H78ZM113 171L115 172V170H113ZM116 171H117V170H116ZM118 171H119V170H118ZM135 171H136V170H135ZM141 171H142V170H141ZM145 171H146V170H145ZM155 171H156V170H155ZM162 171H163V170H162ZM171 171H172V169H171ZM182 171H184V170H182ZM190 171H191V170H190ZM200 171H201V170H200ZM208 171H209V170H208ZM242 171H243V170H242ZM38 172H39V170H38ZM38 172H37L36 174H38ZM46 172H47V171H46ZM107 172H108V171H107ZM111 172H112V171H111ZM128 172H129V171H128ZM147 172H148V171H147ZM147 172H146V173H147ZM168 172H170V171H168ZM168 172H167V173H168ZM185 172H186V171H185ZM217 172H218V171H217ZM30 173H31V171H30ZM33 173H34V172H33ZM44 173H45V172H44ZM50 173H51V171H50ZM52 173H54V172L52 171ZM57 173H58V172H57ZM62 173H63V171H62ZM64 173H63V174H64ZM104 173H105V172H104ZM146 173H145V174H146ZM163 173H164V172H163ZM180 173H181V172H180ZM195 173H196V172H195ZM215 173H216V171H215ZM218 173H219V172H218ZM244 173H245V172H244ZM11 174H12V172H11ZM27 174H29V172H28ZM39 174H41V172H40ZM39 174H38V175H39ZM69 174H70V173H69ZM78 174H79V173H78ZM82 174H83V173H82ZM101 174H102V173H101ZM106 174H107V173H106ZM109 174H110V171H109ZM111 174H112V173H111ZM119 174H120V173H119ZM119 174H118V175H119ZM124 174H125V173H124ZM127 174H128V173H127ZM131 174H132V173H131ZM135 174H136V172H135ZM138 174H140V173L138 172ZM181 174H182V173H181ZM181 174H180V175H181ZM187 174H188V173H187ZM191 174H192V173H191ZM200 174L202 175V172H200ZM213 174H214V173H213ZM12 175H13V174H12ZM23 175H24V174H23ZM48 175H49V174H48ZM58 175H59V173H58ZM65 175H66V174H65ZM71 175H72V174H71ZM83 175H84V174H83ZM86 175H87V174H86ZM92 175H93V174H92ZM125 175H126V174H125ZM132 175H133V174H132ZM143 175H144V174H143ZM182 175H184V174H182ZM198 175H199V174H198ZM215 175H216V174H215ZM13 176H14V175H13ZM16 176H18V175H16ZM33 176H34V175H33ZM41 176H42L41 178L43 179V178H44V177H43V174H42ZM44 176H45V175H44ZM59 176H60V175H59ZM73 176H75V175L73 174ZM90 176H91V175H90ZM93 176H94V175H93ZM111 176H112V175H111ZM113 176H114V173H113ZM116 176H117V174H116ZM116 176H115V177H116ZM120 176H121V174H120ZM165 176H166V175H165ZM178 176H179V175H178ZM185 176H186V175H185ZM193 176H194V174H193ZM195 176H196V175H195ZM199 176H200V175H199ZM202 176H203V175H202ZM20 177H21V176H20ZM23 177H24V176H22V178H23ZM35 177L37 178L36 175H35ZM46 177H47V176H46ZM54 177H55V176H54ZM79 177H80V176H79ZM91 177H92V176H91ZM160 177H161V178L163 177V181H164V182H163V181H162V182H163V184H165L164 175H163V176H160ZM180 177H181V176H180ZM200 177H201V176H200ZM211 177H212V176H211ZM211 177H210V178H211ZM213 177H214V176H213ZM235 177H237V176H235ZM240 177H241V176H240ZM12 178H13V177H12ZM17 178H18V177H16V179H17ZM29 178H31L30 175H29L28 179H29ZM32 178H33V177H32ZM47 178H48V177H47ZM52 178H53V176H52ZM59 178H61V177H59ZM59 178H58V179H59ZM68 178H69V177H68ZM97 178H98V177H97ZM118 178H119V176H118ZM130 178H131V177H130ZM141 178H142V177H141ZM150 178H151V177H150ZM153 178H154V177H153ZM155 178H156V177H155ZM157 178H159V177H157ZM165 178H166V177H165ZM182 178H183V177H182ZM202 178H203V177H202ZM207 178H208V177H206V179H207ZM26 179H27V178H26ZM37 179H39V178H37ZM81 179H82V178H81ZM89 179H91V178H89ZM94 179H95V178H94ZM99 179H100V178H99ZM119 179L121 180V178H119ZM123 179H124V177H123ZM135 179H136V178H135ZM135 179L133 180L134 182H135ZM204 179H205V177H204ZM206 179H205V182H202L203 180L200 178V180H201L200 182L203 183V185H204V183H205V184H206V183L208 184V182H206ZM212 179L215 180L214 178H211V180H212ZM31 180H32V179H31ZM40 180H41V179H40ZM40 180H39V181H40ZM43 180H44V179H43ZM55 180L57 181L56 178H55ZM74 180H75V179H74ZM78 180H79V178H78ZM78 180H77V181H78ZM167 180H168V179H167ZM174 180H175V179H174ZM174 180H173V181H174ZM176 180H177V179H176ZM176 180H175V181H176ZM179 180H180V179H179ZM207 180L209 181V179H207ZM235 180H236V179H235ZM260 180H261V179H260ZM260 180H259V181H260ZM27 181H28V180H27ZM33 181H34V180H33ZM62 181H63V180H62ZM66 181H67V180H66ZM84 181H85V180H84ZM95 181H96V179H95ZM116 181H117V180H116ZM116 181H115L114 183H116ZM121 181H122V180H121ZM126 181H128V180H126V178H125V182H126ZM133 181H132L131 183H133ZM139 181H140V180H138V182H139ZM180 181H181V180H180ZM188 181H189V180H188ZM193 181H194V179H193ZM223 181H224V180H223ZM5 182H6V181H5ZM7 182H8V181H7ZM7 182H6V183H7ZM19 182H21V181H19ZM41 182H42V181H41ZM41 182H40V183H41ZM50 182H51V180H50ZM75 182H76V181H75ZM87 182H88V181H87ZM87 182H85V183H87ZM93 182H94V181H93ZM122 182H123V181H122ZM146 182H147V181H146ZM155 182H157V181H155ZM160 182H161V181H160ZM169 182H170V181H167L166 183H168V185L170 186ZM177 182H178V181H177ZM182 182H183V181H182ZM209 182H210V181H209ZM237 182H239V181H237ZM237 182H236V183H237ZM243 182H244V181H242V183H243ZM256 182H258V181H256ZM261 182H262V181H261ZM261 182H259V185H260ZM28 183H29V182H28ZM28 183H26V185H25V183H24L25 187L28 186V185H27ZM30 183H31V182H30ZM30 183H29V184H30ZM77 183H78V185H79L80 182L78 181ZM82 183H83V181H82ZM89 183H90V182H89ZM126 183H127V182H126ZM210 183H211V182H210ZM221 183H222V181H221ZM244 183H246V182H244ZM3 184H5V183H3ZM34 184H35V183H34ZM37 184H39V183H37ZM72 184H74V183H72ZM98 184H99V183H98ZM119 184H121V183H118V182H117L116 185H119ZM153 184H154V183H153ZM157 184H159V182H158ZM184 184H185V183H184ZM184 184H183V185H184ZM197 184H198V183H197ZM217 184H218V183H217ZM224 184H225V183H224ZM249 184H251V183H249ZM261 184H263V183H261ZM5 185H6V184H5ZM8 185H9V184H8ZM8 185H7V186H8ZM10 185H12V184H10ZM32 185H33V183L31 184V186H32ZM61 185H62V184H61ZM61 185H60V188H61ZM80 185H81V184H80ZM87 185H88V184H87ZM90 185H91V184H90ZM96 185H97V184H96ZM99 185H100V184H99ZM101 185H103V184H101ZM131 185H132V184H131ZM140 185H141V184H140ZM151 185H152V184H151ZM172 185H174L173 182H172ZM181 185H182V184H181ZM228 185H229V184H228ZM247 185H248V183L246 184V186H247ZM31 186H30V187H31ZM56 186H57V185H56ZM73 186H74V185H73ZM73 186H72V187H73ZM88 186H89V185H88ZM103 186H104V185H103ZM148 186H149V185H148ZM175 186H177V185H175ZM193 186H194V185H193ZM25 187L22 186L23 189H25ZM39 187H40V186H39ZM72 187H71V188H72ZM82 187H83V186H82ZM99 187H100V186H99ZM117 187H118V186H117ZM129 187H130V186H129ZM132 187H133V186H132ZM136 187H137V185H136ZM136 187H135V188H136ZM142 187H143V186H142ZM154 187H155V184H154L153 188H154ZM172 187H173V186H172ZM188 187H189V186H188ZM194 187H196V186H194ZM194 187H193V188H194ZM222 187H224V185H222ZM250 187H251V185H250ZM43 188H44V187H43ZM55 188H57V187H55ZM58 188H59V186H58ZM62 188H63V187H62ZM71 188H70V189H71ZM90 188H91V187H90ZM93 188H94V187H93ZM96 188H97V187H96ZM103 188H104V187H103ZM137 188H140V187H137ZM145 188H146V187H145ZM149 188H150V186H149ZM151 188H152V187H151ZM151 188H150V190H151ZM213 188L215 189L214 186H213ZM34 189H35V187H34ZM41 189H42V187H41ZM85 189H86V188H85ZM88 189H89V188H88ZM114 189H116V187H115ZM154 189H158V188H154ZM161 189H162V188H161ZM176 189H177V188H175V190H176ZM181 189H182V188H181ZM185 189H186V188H185ZM196 189H200V190H201V188H198V186H197ZM250 189H251V188H250ZM252 189H254V188L252 187ZM26 190H28V189H26ZM43 190H44V189H43ZM43 190H42V191H43ZM58 190H59V189H58ZM62 190H63V189H61V191H62ZM66 190H67V188L64 189V192H65ZM77 190H78V189H77ZM94 190H95V189H94ZM94 190H93V191H94ZM97 190H99V191H96V192H98L97 194H99L101 190L98 189V188H97ZM102 190H103V189H102ZM106 190H107V189H106ZM118 190H119V189H118ZM121 190H122V189H121ZM127 190H129V189L127 188ZM130 190H131V189H130ZM141 190H142V189H141ZM163 190H164V189H163ZM168 190H169V189H168ZM173 190H174V189H173ZM175 190H174V191H175ZM179 190H180V189H179ZM191 190H192V189H191ZM194 190H195V189H194ZM204 190H205V189H204ZM31 191H32V190H31ZM69 191H70V190H69ZM69 191H68V192H69ZM73 191H74V190H72V192H73ZM85 191H86V190H85ZM103 191H104V190H103ZM110 191H111V190H110ZM136 191H137V190H136ZM142 191H143V190H142ZM152 191H153V190H152ZM152 191H151V192H152ZM155 191H156V190H155ZM158 191H159V190H158ZM170 191L172 192V190H170ZM187 191H188V190H187ZM206 191H207V190H206ZM245 191H246V190H245ZM253 191H255V190H253ZM253 191H252V192H253ZM34 192H35V191H34ZM34 192H33V193H34ZM68 192H67V194H68ZM72 192L70 191V193H72ZM94 192H95V191H94ZM96 192H95V193H96ZM113 192H114V191H113ZM113 192H112V193H113ZM115 192H117V191H115ZM163 192H164V191H163ZM163 192H162V193H163ZM200 192H201V191H200ZM207 192H208V191H207ZM38 193H39V192H38ZM42 193H43V192H42ZM57 193H58V192H57ZM62 193H63V191H62ZM122 193H123V192H122ZM139 193H140V195H141V192H139ZM145 193H146V192H145ZM153 193H155V192H153ZM160 193H161V192H160ZM165 193H167V191H166ZM165 193H164V195H165ZM168 193H169V192H168ZM181 193H182V192H181ZM195 193H196V192H195ZM226 193H227V192H226ZM28 194H30V192H29ZM65 194H66V193H65ZM81 194H82V193H81ZM88 194H89V193H88ZM97 194H96V196H98ZM100 194H101V193H100ZM117 194H118V193H117ZM156 194H157V193H156ZM158 194H159V193H158ZM169 194H172V193H169ZM169 194H168V196H169ZM188 194H189V192H188ZM193 194H194V193H193ZM197 194H198V193H197ZM212 194H213V193H212ZM250 194H252V193H250ZM32 195H33V194H32ZM58 195H59V194H58ZM72 195H73V194H72ZM75 195H76V194H75ZM75 195H74V196H75ZM78 195H79V194H78ZM78 195H76V196H78ZM112 195H114V194H112ZM202 195H203V194H202ZM35 196H36V195H35ZM40 196H41V194H40ZM42 196H44V194H43ZM59 196H60V195H59ZM70 196H71V195H70ZM81 196H82V195H81ZM87 196H88V195H87ZM123 196H124V195H123ZM154 196H155V195H154ZM172 196H173V194H172ZM186 196H187V195H186ZM253 196H254V195H253ZM30 197H31V196H30ZM32 197H33V196H32ZM36 197H37V196H36ZM45 197H47V196H45ZM71 197H72V196H71ZM71 197H70V198H71ZM84 197H85V196H84ZM115 197H116V196H115ZM115 197H114V198H115ZM120 197H121V196H120ZM156 197H157V199H155V200H158V201H159V198H160L161 196H160V197L156 196ZM156 197H155V198H156ZM245 197H246V196H245ZM261 197H262V196H261ZM261 197H260V199H262ZM34 198H35V197H34ZM37 198H38V197H37ZM47 198H48V197H47ZM60 198H61V197H60ZM68 198H69V197H68ZM88 198H89V197H88ZM112 198H113V197H112ZM116 198H117V197H116ZM121 198H122V197H121ZM126 198H127V197H126ZM130 198H131V197H130ZM142 198H143V197H142ZM161 198H162V197H161ZM170 198H171V197H170ZM175 198H176V197H175ZM256 198H257V195H256ZM39 199H40V198H39ZM73 199H75V197H74ZM81 199H82V198H81ZM81 199H80V200H81ZM84 199H85V198H84ZM117 199H118V198H117ZM123 199H124V198H123ZM32 200H34V199L32 198ZM32 200H30V201H32ZM45 200H46V199H45ZM45 200H44V201H45ZM48 200H50V199L48 198ZM48 200H47V201H48ZM66 200H67V199H66ZM89 200H90V199H89ZM94 200H95V199H94ZM127 200H128V199H127ZM164 200H165V199H164ZM194 200H195V199H194ZM262 200H263V199H262ZM72 201H74V200H72ZM86 201H87V200H86ZM96 201H97V200H96ZM96 201H95V202H96ZM99 201H100V200H99ZM121 201H122V200H121ZM121 201H120V202H121ZM139 201H140V200H139ZM153 201H154V200H153ZM258 201H259V200H258ZM32 202H34V201H32ZM32 202H31V203H32ZM37 202H38V201H37ZM91 202H92V201H91ZM104 202H106V201L104 200ZM112 202H113L114 204H118L117 202H114V201H112ZM160 202L162 203V200H161V199H160V201L158 202L159 204H157V206H158V205H159V206L161 205ZM193 202H194V201H193ZM244 202L246 203V201H244ZM38 203H39V202H38ZM38 203H37V204H38ZM40 203H41V201H40ZM72 203H73V202H72ZM98 203H99V202H98ZM100 203H101V202H100ZM131 203H132V202H131ZM138 203H139V202H138ZM152 203H155V202H152ZM152 203H151V205H152ZM198 203H199V202H198ZM32 204H33V203H32ZM37 204H36V205H37ZM45 204H46V203H45ZM88 204H90V202H89ZM94 204H95V203H94ZM120 204H121V203H120ZM120 204H118L117 206H119ZM122 204H124V203H122ZM125 204H126V202H125ZM139 204H140V203H139ZM148 204H149V203H148ZM155 204H156V203H155ZM155 204H153V205H155ZM169 204H170V203H169ZM181 204H182V203H181ZM183 204H184V203H183ZM187 204H188V203H187ZM187 204H186V206H187ZM191 204H192V201H191ZM230 204H231V203H230ZM243 204H244V203H243ZM247 204H248V203H247ZM260 204H262L261 201H260ZM263 204H264V203H263ZM38 205L40 206V204H38ZM38 205H37V206H38ZM71 205H72V204H71ZM79 205H80V204H78V207H79ZM146 205H147V204H146ZM162 205H163V204H162ZM172 205H173V204H172ZM200 205H202V204H200ZM207 205H208V204H207ZM41 206H43V205H41ZM41 206H40V207H41ZM64 206H65V205H64ZM66 206H67V205H66ZM68 206H70V204H69ZM72 206H73V205H72ZM75 206H76V205H75ZM80 206H81V205H80ZM86 206H87V204H86ZM86 206H85V207H86ZM107 206L109 207V205H107ZM114 206H115V205H114ZM128 206H129V205H128ZM128 206H126V207H128ZM140 206H141V205H140ZM169 206H171V205H169ZM182 206L184 207V205H182ZM193 206H195V205H193ZM211 206H212V205H211ZM32 207H33V206H32ZM73 207H74V206H73ZM94 207H95V209H97V208H96L97 205H95ZM112 207H113V206H112ZM123 207H125V206H122L121 208H123ZM126 207H125V208H126ZM188 207H189V206H188ZM195 207H196V206H195ZM226 207H227V206H226ZM240 207H241V206H240ZM33 208H34V207H33ZM38 208H39V207H38ZM43 208H44V207H43ZM43 208H42V209H43ZM133 208H134V206H133ZM179 208H181V206H180ZM262 208H263V206H262ZM35 209H37V208H35ZM113 209H114V208H113ZM115 209H116V208H115ZM119 209H120V206H119ZM126 209H130V207H128V208H126ZM126 209H124V211H125ZM136 209H137V208H136ZM163 209H164V208H163ZM184 209H185V208H184ZM208 209H210V208H208ZM245 209H246V207H245ZM91 210H92V209H91ZM97 210H98V209H97ZM120 210H121V209H120ZM161 210H162V209H161ZM161 210H160V211H161ZM166 210H167V209H166ZM169 210H170V209H169ZM185 210H186V209H185ZM204 210H205V209H204ZM219 210H220V209H219ZM65 211H66V210H65ZM95 211H96V210H95ZM105 211H106V210H105ZM157 211H158V210H157ZM157 211H155V213H156V215L158 214L157 216H159V213H157ZM177 211H178V210H177ZM205 211H206V210H205ZM217 211H218V210H217ZM37 212H39V211H37ZM169 212H170V211H169ZM182 212H183V211H182ZM221 212H222V211L220 210V213H221ZM230 212H231V211H230ZM250 212H251V211H250ZM35 213H36V212H35ZM74 213H75V212H74ZM77 213H78V212H77ZM77 213H76V214H77ZM91 213H92V211H91ZM117 213H118V212H117ZM206 213H207V212H206ZM206 213H205V214H206ZM261 213H262V211H261ZM89 214H90V212H89ZM96 214H97V212H96ZM99 214H101V213H99ZM115 214H116V211H115ZM122 214H124V213H122ZM139 214H141V213H139ZM161 214H162V213H161ZM165 214H166V212H165ZM205 214H204V216H205ZM223 214H224V213H223ZM48 215H50V214H47V216H48ZM66 215H67V214H66ZM83 215H84V214H83ZM133 215H134V214H133ZM142 215H143V214H141V216H142ZM156 215H155V217H156ZM228 215H229V213H228ZM228 215H227V216H228ZM236 215H237V214H236ZM262 215H264V214H262ZM47 216H46V217H47ZM74 216H75V215H74ZM78 216L80 217V214H79ZM81 216H82V215H81ZM121 216H122V215H121ZM148 216L150 217V215H148ZM163 216H164V215H163ZM177 216H178V215H177ZM189 216H190V214H189ZM210 216H211V214H210ZM212 216H213V215H212ZM26 217H27V216H26ZM52 217H53V216H51L50 219H52ZM67 217L69 218V215H68ZM71 217H72V215H71ZM83 217H85V216H83ZM83 217H81V218L83 219ZM96 217H98V215H97ZM122 217H124V216H122ZM145 217H146V216H145ZM206 217H207V216H206ZM216 217H218V216H216ZM228 217H229V216H228ZM231 217H233V216L231 215ZM255 217H256V216H255ZM261 217H262V216H261ZM263 217H264V216H263ZM32 218H33V216H32ZM38 218H39V217H38ZM58 218H59V217H58ZM74 218H75V217H74ZM74 218H73V219H74ZM81 218H80V219H81ZM91 218H92V217H91ZM127 218H129V217H127ZM137 218H138V217H137ZM160 218H161V217H160ZM160 218H159V219H160ZM47 219H48V218H47ZM50 219H49L48 221H50ZM70 219H71V218H70ZM76 219H77V216H76ZM86 219H90V217H88V218H86ZM96 219H97V218H96ZM96 219H95V222H96ZM210 219H211V218H210ZM219 219H221V218H219ZM263 219H264V218H263ZM45 220H46V219H44V221H45ZM74 220H75V219H74ZM97 220H98V219H97ZM142 220H144V219H142ZM173 220H175V219H173ZM213 220H214V219H213ZM231 220H232V218H231ZM259 220H261V219H259ZM14 221H15V220H14ZM48 221H47V222H48ZM63 221H64V220H63ZM63 221H62V222H63ZM66 221H67V219H66ZM68 221H69V220H68ZM68 221H67V222H68ZM75 221H76V220H75ZM144 221H145V220H144ZM195 221H196V219H195ZM215 221H216V220H215ZM223 221H224V220L222 219V223H223ZM225 221H226V222H229V221H227V220H225ZM33 222H34V221H33ZM36 222H37V220L35 221V223H36ZM45 222H46V221H45ZM87 222H88V221H87ZM100 222H102V221H100ZM123 222H124V221H123ZM146 222H147V221H146ZM205 222H206V221H205ZM216 222H217V221H216ZM38 223H39V221H38ZM51 223H52V222H51ZM51 223H50V224H51ZM54 223H55V222H54ZM63 223H64V222H63ZM85 223H86V221H85ZM113 223H114V220H113ZM113 223H112V224H113ZM118 223H119V222H118ZM127 223H128V222H127ZM136 223H138V221H137ZM197 223H198V222H197ZM259 223H260V222H259ZM262 223H263V221H262ZM95 224H96V223H95ZM97 224H99V223L97 222ZM115 224H117V223H115ZM124 224H125V223H124ZM154 224H155V223H154ZM154 224H153V225H154ZM181 224H183V222H182ZM225 224H227V223H225ZM247 224H248V223H247ZM34 225H35V224H34ZM57 225H59V224L57 223ZM61 225H62V223H61ZM78 225H79V224H78ZM93 225H94V224H93ZM105 225H106V224H105ZM107 225L110 226L109 224H107ZM117 225H118V224H117ZM148 225H149V224H148ZM196 225H198V224H196ZM204 225H205V224H204ZM206 225H207V224H206ZM208 225H209V224H208ZM227 225H228V224H227ZM244 225H246V224H244ZM51 226H52V225H51ZM51 226L49 225V227H51ZM55 226H56V225H55ZM69 226H70V225H69ZM95 226H96V225H95ZM130 226H131V225H130ZM198 226H199V225H198ZM58 227H61V226L59 225ZM62 227H63V225H62ZM62 227H61V228H62ZM80 227H81V225H80ZM87 227H88V226H87ZM87 227H86V228H87ZM89 227H90V226H89ZM91 227H92V226H91ZM149 227H151V225H149ZM204 227H205V226H204ZM53 228H54V227H53ZM53 228H52V229H53ZM151 228H152V227H151ZM200 228H201V227H200ZM218 228H219V227H218ZM58 229H59V228H58ZM63 229H64V227H63ZM63 229H62V230H63ZM82 229H83V228H82ZM100 229H101V228H100ZM112 229H113V228H112ZM125 229H126V228H125ZM132 229H133V228H132ZM180 229H181V228H180ZM202 229H203V228H202ZM207 229H208V228H207ZM46 230H47V229H46ZM55 230H56V229H55ZM64 230H65V229H64ZM87 230H88V229H87ZM94 230H95V229H94ZM96 230H98V228H97ZM120 230H121V229H120ZM209 230H210V229H209ZM225 230H227V228H226ZM228 230H229V228H228ZM66 231H67V229H66L64 232L66 233ZM79 231H80V229H79ZM82 231H83V230H82ZM82 231H81V232H82ZM84 231H85V230H84ZM92 231H93V230H92ZM126 231H127V230H126ZM131 231H132V230H131ZM186 231H187V230H186ZM215 231H216V229H215ZM15 232H16V231H15ZM29 232H32V231H29ZM57 232H58V231H57ZM101 232H102V231H101ZM107 232H108V231H107ZM107 232H105V233H107ZM110 232H112V230H111V231L109 230V232H108L107 234H109ZM116 232H117V231H116ZM127 232H129V231H127ZM132 232H134V231H132ZM151 232H152V231H151ZM168 232H169V231H168ZM172 232H173V231H172ZM212 232H213V230H212ZM221 232H222V231H221ZM32 233H33V232H32ZM50 233H51V231H50ZM70 233H71V232H70ZM75 233H76V232H75ZM75 233H74V234H75ZM78 233H79V232H78ZM169 233H170V232H169ZM180 233H181V232H180ZM210 233H211V232H210ZM236 233H237V232H236ZM247 233H248V232H247ZM37 234H38V233H37ZM87 234H88V233H87ZM94 234H95V233H94ZM111 234H112V233H111ZM111 234H110V235H111ZM123 234H124V233H123ZM130 234H131V233H130ZM132 234H133V233H132ZM188 234H189V233H188ZM29 235L31 236V234H29ZM29 235H28V236H29ZM71 235H72V234H71ZM77 235H78V234H77ZM77 235H76V236H77ZM88 235H89V234H88ZM88 235H87V236H88ZM100 235H101V234H100ZM110 235H109V236H110ZM133 235H134V234H133ZM133 235H132V236H133ZM143 235H146V234H143ZM147 235H149V233H148ZM175 235H176V234H175ZM232 235H233V234H232ZM33 236H36V234L33 235ZM91 236H92V235H91ZM126 236H127V235H126ZM128 236H129V234H128ZM168 236H169V235H168ZM168 236H167V237H168ZM176 236H177V235H176ZM77 237H78V236H77ZM83 237H84V236H83ZM101 237H102V236H101ZM107 237H108V236H107ZM34 238H35V237H34ZM80 238H81V237H80ZM162 238H163V236H162ZM172 238H173V237H172ZM201 238H202V237H201ZM208 238H209V237H208ZM77 239H78V238H77ZM83 239H84V238H83ZM83 239H82V240H83ZM98 239H100V238H98ZM98 239H96V240H98ZM101 239H103V238H101ZM106 239H107V238H106ZM139 239H140V238H139ZM166 239H168V238H166ZM177 239L179 240L180 238H177ZM248 239H249V238H248ZM8 240H9V238H8ZM72 240H74V239H72ZM123 240H124V239H123ZM161 240H162V239H161ZM25 241H26V240H25ZM77 241H79V240H77ZM77 241H75V242H77ZM80 241H81V239H80ZM128 241H129V240H128ZM144 241H145V240H144ZM168 241H169V240H168ZM176 241H177V240H176ZM181 241H183V240L181 239ZM198 241H199V240H198ZM245 241H246V240H245ZM72 242H74V241H72ZM82 242H83V241H81V243H82ZM85 242H86V241H85ZM87 242H88V239H87ZM99 242H100V240H99ZM122 242H123V241H122ZM188 242H189V241H188ZM83 243H84V242H83ZM109 243H110V242H109ZM116 243H117V241H116ZM163 243H164V242H163ZM169 243H170V245H171V242H170V241H169ZM181 243H182V242H181ZM14 244H15V243H14ZM70 244H71V241H70ZM122 244H123V243H122ZM125 244H126V246H125ZM128 244H129V243H128ZM140 244H142V243H140ZM186 244H187V243H186ZM73 245H74V243H73ZM81 245H83V244H81ZM90 245H92V244H90ZM170 245H169V248H170ZM172 245H173V244H172ZM182 245H183V244H182ZM17 246H18V245H17ZM68 246H71V245H69V243H68V245H66V247H68ZM75 246H76V245H75ZM121 246H125L123 249H126V247L128 246V245H127V241H126V243H124V245H120V247H121ZM174 246H175V245H174ZM174 246H173V247H174ZM132 247H133V246H132ZM195 247H196V246H195ZM243 247H244V246H243ZM86 248H87V247H86ZM167 248H168V247H167ZM174 248H176L177 251L179 250V249H177V247H174ZM180 248H181V247H180ZM205 248H206V247H205ZM56 249H57V248H56ZM64 249H65V248H64ZM69 249H70V248H69ZM83 249H84V248H83ZM90 249H91V248H90ZM101 249H102V248H101ZM114 249H115V248H114ZM104 250H105V249H104ZM119 250H120V252H121V249H119ZM128 250H129V249H128ZM149 250H150V249H149ZM149 250H148V252H149ZM171 250H173V249H171ZM251 250H252V249H251ZM43 251H44V250H43ZM52 251H53V250H52ZM67 251H68V250H67ZM78 251H79V249H78ZM180 251L182 252L181 249L179 250V253H180ZM183 251H185V250H183ZM208 251H209V250H208ZM208 251H207V253H209ZM60 252H62V251H60ZM76 252H77V251H76ZM82 252H83V251H82ZM112 252H114V251H112ZM116 252H117V251H116ZM146 252H147V251H146ZM146 252H145V253H146ZM167 252H168V251H167ZM175 252H176V251H175ZM222 252H223V251H222ZM55 253H56V252H55ZM151 253H152V251H151ZM44 254H45V253H44ZM48 254H50V253H48ZM65 254H66V253H65ZM114 254H115V252H114ZM126 254H128V251L126 252ZM126 254H125V256H126ZM162 254H164V252H163ZM170 254H171V253H170ZM172 254H174V251L172 252ZM175 254H178V253H175ZM175 254H174V255H175ZM209 254H210V253H209ZM209 254H208V256H209ZM223 254H224V253H223ZM74 255H75V254H74ZM77 255H78V253H77ZM82 255L85 256V254H80V258H81ZM104 255H105V253H104ZM112 255H113V253H112ZM112 255L110 254L111 257H112ZM210 255H211V254H210ZM227 255H228V253H227ZM30 256H31V255H30ZM34 256H35V255H34ZM49 256H50V255H49ZM49 256H48V257H49ZM69 256H70V255H69ZM72 256H73V254H72ZM101 256H102V255H101ZM118 256H119V259H120V256H122V255L119 254ZM123 256H124V254H123ZM159 256H160V255H159ZM171 256H172V255H171ZM187 256H188V254H187ZM208 256H207V257H208ZM214 256H215V255H214ZM216 256H217V255H216ZM219 256H220V255H219ZM219 256H218V257H219ZM228 256H229V255H228ZM24 257H25V256H24ZM28 257H29V256H28ZM28 257H27V258H28ZM51 257H52V256H51ZM67 257H68V255H67ZM87 257H88V256H87ZM106 257H107V256H105L104 258H106ZM111 257H108V258H110V260H111ZM147 257H148V256H147ZM150 257H151V256H150ZM150 257H149V258H150ZM207 257H206V258H207ZM42 258H46V257H42ZM52 258H53V257H52ZM61 258H62V257H61ZM61 258H60V259H61ZM71 258H72V257H71ZM77 258H78V257H77ZM77 258H76V259H77ZM83 258H84V257H83ZM108 258H107L106 261L109 260ZM113 258H114V257H113ZM113 258H112V259H113ZM131 258H132V257H130V259H131ZM160 258H161V257H160ZM164 258H165V257H164ZM169 258H171V257H169ZM169 258H168V259H169ZM172 258L174 259V256H172ZM175 258H178V257L175 255ZM181 258H182V257H181ZM181 258H180V259H181ZM221 258H222V257H221ZM257 258H258V257H257ZM62 259H63V258H62ZM62 259H61V261L64 262ZM121 259H122V258H121ZM168 259H166L164 262L166 263V261H167ZM183 259H184V256H183ZM186 259H188V258H186ZM208 259H210V258H208ZM211 259H213V258H211ZM216 259H218V258H216ZM45 260L47 261V259H44L43 261H45ZM49 260H50V259H49ZM51 260H52V259H51ZM56 260H57V259H54L53 264H54V263H55V264H59V263H60L59 261H56ZM102 260H103V259H102ZM102 260H101V261H102ZM104 260H105V259H104ZM115 260H116V258H115ZM122 260H123V259H122ZM170 260H171V259H170ZM199 260H200V259H199ZM202 260H204V258H202ZM31 261H32V260H31ZM35 261H36V260H35ZM41 261H42V260H41ZM46 261H45V262H46ZM77 261H78V260H77ZM129 261H131V260H129ZM172 261H173V260H172ZM176 261H177V260H176ZM178 261H179V259H178ZM178 261H177V262H178ZM180 261H181V260H180ZM180 261H179V262H180ZM185 261H186V260H185ZM208 261H209V260H208ZM56 262H57V263H56ZM66 262H67V261H66ZM78 262H79V261H78ZM103 262H104V261H103ZM103 262H102V263H103ZM112 262H114V259H113ZM112 262H111V263H112ZM115 262H118V264L120 263V261H115ZM115 262H114V263H115ZM123 262H124V261H122V263H123ZM151 262H152V261H151ZM151 262H150V264H151ZM157 262H160V261H157ZM33 263H34V261L32 262V264H33ZM48 263H49V262H48ZM51 263H52V262H51ZM67 263H68V262H67ZM81 263H82V262H81ZM92 263H94V261H93ZM105 263H106V262H105ZM105 263H103V264H105ZM24 264H25V262H24ZM26 264H27V263H26ZM28 264H29V263H28ZM36 264H41V263H37V262H36ZM68 264H69V263H68ZM85 264H87V263H85ZM94 264H95V263H94ZM100 264H101V263H100ZM115 264H116V263H115ZM127 264H130V263H127ZM135 264H136V263H135ZM155 264H158V263H155ZM160 264H161V263H160ZM166 264H168V263H166ZM178 264H179V263H178ZM181 264H182V263H181Z\"/></svg>", "mask_w": 264, "mask_h": 264}]
</instances>
